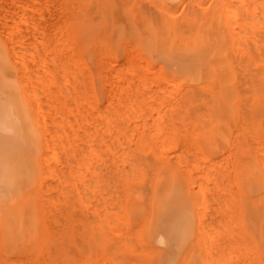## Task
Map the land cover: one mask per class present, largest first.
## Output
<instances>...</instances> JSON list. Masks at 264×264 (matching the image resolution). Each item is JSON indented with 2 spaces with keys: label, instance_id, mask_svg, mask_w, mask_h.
<instances>
[{
  "label": "rangeland",
  "instance_id": "obj_1",
  "mask_svg": "<svg viewBox=\"0 0 264 264\" xmlns=\"http://www.w3.org/2000/svg\"><path fill=\"white\" fill-rule=\"evenodd\" d=\"M87 1L88 0H78V1L75 0V2H76L75 4H77V3L79 4V5L77 4L78 11H80L81 15H82L81 12H83L82 18L84 20L82 22H78L77 25L75 26L74 36H73V38H72L73 40H72L71 37L64 36V35L68 36V33L64 32V28H62L63 27L62 25H61L62 27L60 28V24H61L60 21H63L62 19L64 18L62 15L66 11L68 12L70 10L69 8H70L71 4L69 3L70 5L68 6V3H67L69 1H66V0H61V1H59V0H54V1L53 0H0V14H1L0 15L1 16L0 17V53L4 57V69L5 70L10 69L11 71L16 73L17 75H18V73H20L19 76L22 77L21 79L19 77L20 82H18V84L20 85L19 87H21L20 89L22 90L21 91L22 92L21 98H22V101L24 103V109L26 111L25 122H26V126H27L26 132L28 133V136L26 138H23L21 136L23 133V130L21 128L20 129H11L9 127V123H8V121L11 117L10 113L8 111L0 112V264H41V263L42 264H48L50 261H47V259H48L47 257H49V256H50L49 259L51 260L50 263H52L53 259H55L53 261L54 263L58 259V261L60 263L57 262L56 264H64V263L65 264H178V263L181 264V262H182V264H198V263H200V264H225V263H223V261L225 262V260L227 259L226 257L232 251H234L235 246L238 247V248H235L238 250V252H239V248L241 246V250L243 249L241 252H243V253L245 252L244 254H246V248L247 247H244L245 242H244V244L242 243L243 245H240V243H241L240 241L247 234H248V236H246L247 238L246 237L245 238L247 241L251 242L252 244H250V246H248L247 244L246 245L248 246L249 249H250V247H252V248L254 247V253L255 254L253 253V255L257 256V257L255 258L252 256V252H250V251H252V248H251L250 251L247 250V253L250 252L251 255H250V253H248V256L245 257V260L248 259V261L246 260L248 262V264H264V233H261L258 231V227L256 226L257 224H255V225L252 224L254 222V221H252L253 215L255 213H257L261 209V207H264V171L262 170V168H264V167L261 168V165L263 166L264 163L262 164V162H260V161L255 163L259 158H262V156H263L262 160L264 162V155H263L264 154V148H260V147H264V144L260 145L261 142L259 143V140H258V138L259 139L261 138V140L264 141V124H263L264 118L262 119L264 112L254 114V120H256V121H253L250 124L251 125L250 128L253 129V131L255 132V133H252L254 140L252 137H250L251 134L248 136L249 133H246V135H247L246 138L248 137V139L249 138L252 139L253 141H255V143H253L250 139L248 140L242 136L243 137L242 142L244 141L246 143V144H242V142L239 141V143L242 144V145L240 144L241 149H243L242 151H240V149L237 148L239 146V144L236 141H232V140H234V138L231 135V133H233V136H234L236 133V135L238 136V134H237V132H238V133H240L238 138L239 139L242 138V137H240L242 134L241 128H243L244 126L242 127V125H241V120H240L241 118H240L239 113L229 112V116H233L235 118L234 124H230V127L232 126L231 128L229 127V125H227L226 123L223 124L222 122L220 123V125H214V124L210 125V124L206 123L205 121L204 122L202 121L201 123L197 122L196 124H193L194 123L193 120L197 119V121H199L202 117L204 118L205 116H207L205 113H202L201 117H199L197 115L195 116V114H194L195 112L197 113V111H195V109L196 110L198 108L200 109V107H201V109L202 108L206 109V110L208 109V107L199 106L200 103L197 105V103L200 102V100L203 97H201V98L195 97L196 98L195 99L194 97L184 96L181 94L182 91H178L180 93L176 92L179 96L176 93H175L176 94L175 95V94H173V92H175L176 90L172 91L173 88L171 89V86L169 87V85L165 84L164 80H168L171 76H177L174 83L179 82L181 80V76L183 73L188 74L189 72H191L192 69L190 67H195L196 70H199L200 65L203 62L204 63H207V61L213 62L215 59L214 58L215 57V51L212 48H208L204 44V37H203L204 34L201 32V30L203 28H200L197 26L196 29L194 30L195 33L191 37H181L180 36L178 39L179 35L175 36V37H174V35H172V36L163 35L162 32H159L154 28H150L151 29L150 30L148 27L144 26L143 21H140V20H142L143 15H145L144 16L145 20H147L149 18L146 16V14H150V10L154 11V13H159V11H161L160 9H162V7L165 9H168L166 11H168L169 15L171 14L173 16V19L176 18L175 20H177V17H179L178 18V20H179L180 15H181L180 12L186 11L185 5H187V3H189V0H185V2L177 1V0H158L157 3L160 2V3H158L159 5L157 8L158 12L155 10L157 7L156 5L155 6L152 4L150 5V1H152V0H148V2L146 4L147 7L149 6L148 7L149 9L146 6H145L146 9H145V7L143 6V4L145 5L146 0H142L143 4H141L142 3L141 0H89L88 1L89 6L87 5ZM144 1H145V3H144ZM193 1H195L196 4H199V5H197L198 7L202 6V8H200V7L199 8L203 9V10H201V12H203V11H206L207 9H211L213 6L212 2L216 3L217 0H215V1L214 0H210V1L209 0H207V1L206 0H191L190 2H193ZM151 3L154 4V2H151ZM62 4H63V6H62ZM64 4H66V5H64ZM206 4H207V6H206ZM226 4L221 5V8L223 11L226 10L224 8V6L225 7L227 6ZM183 5H184V7H182ZM66 6H68L69 8L68 7L66 8ZM164 6H166L168 8H166ZM80 7H81V9H80ZM203 7L206 9L204 10ZM103 9H104V12H103ZM137 9H138V11H140L139 13L137 12ZM27 10L28 11L30 10V12H28ZM44 10H46V11H44ZM58 10H60V11H58ZM110 10H111V12H110ZM120 10H122V11L120 12ZM141 11H142V14H141ZM152 11H151V13H152ZM59 12H61V15ZM37 13L39 16L38 18H37ZM110 13H111V15H110ZM154 13H152V14H154ZM22 14H23V17H22ZM139 14L141 15V17L139 16ZM174 14L177 16L175 17ZM53 15H54V17H53ZM41 16H42V18H41ZM64 16H65V14H64ZM136 16H137V18H136ZM59 17H62V18H60V21H59ZM89 17H90V19H89ZM16 18H18V19H16ZM30 18L34 22L33 21L31 22L29 20ZM101 19L103 20L102 23L100 22ZM38 20H40V23ZM15 21H16V23H15ZM23 21H25V22H23ZM18 22L20 24H18ZM52 23H53V25H52ZM18 25H20L19 26L20 28L18 27ZM22 25H24L26 28ZM56 26H59V27H56ZM2 28H3V30H2ZM29 28H30V30H29ZM32 28H33V30H32ZM20 29H22V30H20ZM41 29H43V30H41ZM55 29L59 30L58 32H56V34H54ZM148 31H149V33H148ZM33 32H34V34H33ZM157 32H159L158 34L160 35L159 40H157V38L159 37ZM65 33H67V34H65ZM24 36H26V37H24ZM36 36H38V37H36ZM19 37H21V38H19ZM46 39H48V40H46ZM17 40H20L19 43L17 42ZM32 40H33V42H35V45L32 42ZM36 41H37V43H36ZM157 41H160V42H157ZM161 41H162V43H161ZM167 41L169 42L168 45H167ZM13 42H15L14 47H12V45H11V44H13ZM39 42L41 43L40 46L38 44ZM56 43H58V44H56ZM65 43H66V46L64 45ZM104 43H105V45H104ZM157 43H159V44L157 45ZM48 45H50L52 47V50L49 49L51 47H48ZM52 45H54V47H55L54 49H53ZM57 45H59L58 49H57V47H58ZM157 46H160L159 47L160 49L157 48ZM164 46H166V47L164 48ZM35 47H36L35 50H37L35 52L38 53V55H39V53H42V54L44 53L46 55V57H48V59L43 57L44 54H43V56H42V54L39 55V57L41 56V57L45 58V60L43 59V62H41L42 58L39 61L36 54L34 57V55H32V53L34 54V51L33 52L31 51L32 53L29 51H30V49H33ZM96 47H99V48H96ZM75 48H76V51L73 50ZM12 49H13V51H12ZM27 49L29 51H27ZM204 49H206V50H204ZM49 51H50V53L51 52L52 53L50 54ZM54 51H55V53H54ZM148 51H150V52H148ZM157 51L159 52V54ZM10 52H11V54H10ZM12 53H13V55H12ZM22 55H24L25 57ZM129 55H130V57H129ZM21 56L24 57V61L21 58ZM52 56L54 58H52ZM64 56H66V57H64ZM49 58H51V61ZM13 59L16 61H14ZM26 59L28 61H26ZM29 59H30V61H29ZM70 59H73V61ZM79 59L82 62L79 61ZM52 61H53V63H51ZM16 62H18V63H16ZM77 62H79V63H77ZM48 63L52 64L53 66H50V64H48ZM71 63H73V64H71ZM43 67H45V68H43ZM51 67H52V69H54L53 70L54 72L52 71V73H50ZM156 69L159 72L155 71ZM22 70H23V72H22ZM71 70H74L75 72L74 71L71 72ZM78 71H79V73H78ZM69 72H71V73H69ZM82 72H85V75L87 76L85 79L86 83L84 82V80L82 78L85 76ZM37 73H38V75L36 76ZM47 73H49L50 75H53L55 84L53 83V80L51 81L52 77L50 78V75ZM66 73L70 76L71 79L69 78V76ZM45 74H47L48 77ZM74 74H75V76H74ZM59 75H60V77H59ZM61 75L63 76V78H61ZM30 77L32 80L30 79ZM34 77H36V78L38 77L39 80L37 81L36 78H34ZM55 77L57 78V81L59 79L58 83H56ZM75 77L78 78V80L75 79ZM43 78H44V80H43ZM108 78H110V79H108ZM140 78H143L144 80L143 79L140 80ZM163 78H164V80H163ZM46 79L50 80V84H49V81H47ZM62 79H63V81H61ZM66 79L67 80L69 79L68 82ZM72 79H75V81ZM105 79H106V81H105ZM71 80H72L73 84H71ZM90 80L92 82L91 85H93V86L90 85V83H91ZM128 81H130L131 83ZM145 82L147 85L144 84ZM74 83H76V84H74ZM61 84L64 87L61 86L62 88L59 90V86ZM65 85H67V86L69 85L68 87L70 88L69 89L70 91L69 90L66 91L67 89H65V87H66ZM80 85H81V87H80ZM150 85H152V86L150 87ZM161 85H164L163 86L164 89L166 87L165 85H167V88H166L167 89L166 90L167 95H166V92H164L163 88H162L163 90L160 89ZM55 86H57V87L55 88ZM73 86H74V88H73ZM138 86L140 87V90H137L139 88ZM53 87H54V89H53ZM83 88H85V89H83ZM141 88H143V89H141ZM144 88H145V90H144ZM47 90H49L50 92ZM92 90H93V92H92ZM46 91H47V93H46ZM137 91H139V92H137ZM48 92H49V94H48ZM24 93L28 94L29 97L27 95H25ZM87 93H89V94H87ZM151 93H153V94H151ZM204 93L210 94L209 91L206 89H204ZM47 94H48V97H47ZM138 94H139V96H137ZM32 95H33V97H32ZM145 95L147 96L146 101L144 99L146 97ZM75 96H78V99ZM140 96H141V98L139 99ZM64 97H66V99ZM162 97H164V98H162ZM182 97L184 98V101H183ZM187 97L189 99V103L187 102V104H192V105L188 106L189 108H187L190 111L192 117H190V113L188 110H186L188 112H184L185 110L183 111V109H186L187 104L184 102L188 101ZM170 98L172 100H170ZM179 98H181V99H179ZM41 99H42V101H41ZM51 99H54V101ZM148 99H150L152 101H147ZM165 99H166V101H163ZM176 99H178L179 102ZM210 99L211 100H217V97H210ZM55 100H56V102H55ZM59 100L62 102V104L60 103ZM161 100L163 101L162 102L163 107H164V105H166L167 108L169 107V101H170V106H171V104H173V103H171V101L175 102L174 104H176L178 102L180 105L183 102V104L185 106L182 104L183 106H181V107L183 109L181 111H180V109H176L175 111L177 112V114L176 113L175 114L178 116L180 115V117H181L180 119L182 121H184L185 119L187 120L189 118V121L188 120L187 121L189 123H191V124L188 123L189 125L187 124V121H186V124H185V122L181 123L180 120L178 119V116L172 114V116H174V119H175V117H177L176 120L179 121L181 125H179V122H177L176 120H175L176 122L174 121L175 123H173L172 120H174V119L172 117L171 126H174V131H173L172 127H169L170 129H172L171 132H173V133H171L172 135L170 134L171 137H170L169 145L172 144L173 148H175V149L171 148V150L170 149L168 150L167 149L168 147L166 146L168 144L166 142H168L169 137H168L167 141L166 142L163 141L164 144H162L163 143L162 140H166L165 139L166 137H164V133L165 134L167 133L166 130L168 128L166 130H163L164 128L162 129L161 127L155 125V124H158V122H156L157 118H154V117H155V115L157 116L158 110L160 109V107H162L161 106L162 104H158V103H161ZM167 100H168V102H167ZM174 100H176V101H174ZM191 100H192V102L190 103ZM73 101H75L77 104L73 103ZM70 102H71V104H70ZM149 102H151V103H149ZM63 103H65L66 106ZM90 103L93 105L90 106ZM193 103H196L197 106L195 105V107H194ZM86 105L88 106L87 108H86ZM176 105L174 106L175 108H176ZM180 105H179V108H181ZM79 106L83 109H81ZM105 106L107 108H105ZM37 107H40L39 110ZM109 107H112V109ZM125 107H126V109H125ZM157 107H158V109H157ZM190 107H191V110L193 112L190 110ZM89 108H92V109H89ZM145 108H146V111L143 110ZM171 108L174 109L173 106H171ZM48 109H50V110H48ZM77 109L80 111L76 112V111H78ZM106 109H107V111H106ZM147 109H148V112H147ZM58 110L60 112L59 114H58ZM90 110H91V113L89 112ZM149 110H151V111L153 110V112H150ZM168 110H169L168 113H171L170 107L168 108ZM206 110H204V111H206ZM40 111H42V112H40ZM51 111H52V113H51ZM132 111H133V113H132ZM139 111H140V113H139ZM199 111H203V110H199ZM53 112H54V116H53ZM64 112L66 114L68 113L70 115H68V116L66 114L64 115ZM104 112L106 113V115ZM114 112L115 113L118 112V113H116L118 115H116V114L114 115ZM149 112L152 115H150ZM179 112H180V114H179ZM181 112H184L186 115H182ZM85 113H87V114H85ZM130 113H132V114H130ZM172 113H173V111H172ZM34 114H35V116H34ZM79 114L81 115V117H79L80 116ZM119 114H120V116H119ZM121 114H123V115H121ZM124 114H125V116H124ZM126 114H127V116H126ZM40 115H45V119H43L44 116H40ZM110 115H112V116H110ZM181 115L185 116V117H182ZM47 116H48V118H47ZM130 116H132V118ZM35 117L37 119V122L35 120ZM39 117H41V118H39ZM68 117L71 120L68 121V119H67ZM71 117H73L74 119ZM107 117H109V118H107ZM112 117L115 119L113 121L112 120L109 121V119H111ZM119 117H120V119H118ZM126 117H128V118L126 119ZM195 117H197V118H195ZM79 118H80V122H79ZM192 118H193V120L190 122V119H192ZM53 119H54V121H53ZM124 119L127 121V123L125 122ZM144 119L147 122V124H145ZM75 120L77 122H75ZM258 120L260 122H262V125H261V123H259ZM63 121L65 123H60ZM66 121L71 123L70 128H69L70 130H71V127H73L74 129L76 128V130H73V129L72 130L77 132L78 134L73 133V134H77V135H73V134L72 135H73V138H75L77 136L78 140H80L79 136L82 138L83 131H85V129L81 128L82 133L80 134V132H79L80 130L77 129V128H79V125L81 127L83 122H86V123H83V126L86 127V129L89 128L88 129L89 134H90V131L92 130L91 134H90L91 137H89L90 135L86 136L89 138V141L92 140L91 141L92 143H89V141L87 139L88 145H86V141H84V140L83 141L85 142L86 146L90 147L91 151H92L93 147H94L95 151L98 150L96 147L101 145L99 147L102 149L98 150V152H101V153H98L97 151L96 152L92 151L93 155H95L96 157L98 154L101 155V156H99L100 158L103 157V159L99 158L97 160V161H99V164H98V165H100L99 167L102 168L100 172H102L103 169L105 171V168H107V166L109 165V160L106 159L107 160V166L105 165L106 167L104 168V164H106L105 163L106 160L104 159V156L108 155V153L112 149L111 144L115 147L114 144L117 141L113 142L112 140H113V138L115 139V137H116V136H114L116 131H119L120 129H118L114 125H117V124L120 125L121 121H124V126L126 124H127V126H129V127L125 126L126 128H128V130L125 131L124 133H126L125 135H128V136H126L128 139L130 138V141H129L130 143L136 142L138 140V138H140V137H138V138L136 137V136H138V134H137L138 132H136V133L133 132L134 134H133V136H131L132 131H134V130H132L133 126H134V128H136V124L139 126L138 129H136V131H138V130L142 131L143 130V133L142 134L140 133V135H143V137H142L143 139H147L148 135H150V136H148V139H149V137L151 138V136H153L151 139L152 141L147 140L146 141L147 143L146 142L144 143V145L145 144L146 145L143 146L142 148H145V149L147 148L144 151L149 153L150 155H154L156 164L157 165L161 164L162 166L161 165L160 166L164 167L167 171L166 172L156 171V174H155V172H152V173H154V175L152 173H150V175L152 174L153 176H151L152 178L149 176L150 177L149 178L150 183L148 184L149 186L148 185L145 186L146 182L148 183L147 177L149 175V174H145L146 172L145 173H138L137 177L134 174L135 177H133L132 178L133 180H132L131 178L128 179L129 177L128 178L126 177L129 174H126V175L123 174L122 176H119L120 173H118L119 175L116 173L119 176V177H117V176H115V172H113L111 174L113 176H111L106 169V171L105 172L103 171L104 173H102V174L98 170V177H96L97 174H95L96 173L95 169H93L92 167L97 164V161H95V159L93 160V158H91L92 156H87L86 158L84 157V161H86L88 157H90V158H88L87 161L92 162L91 160H93L92 167H91V163L88 162V164H90L89 165L90 168L86 167L88 164L82 160L83 157L82 158H79V156H77V157L74 156V158L70 157V155L73 153L68 152L69 151L68 148H69L70 142H71L70 140L68 142V138L71 135V132H73V131L72 130L69 131L68 126H66V124L69 125V123H66ZM109 122H110V124H109ZM47 123L49 124V126ZM52 123L54 125V126H52L53 128L50 126ZM58 123H59V125H61V124L63 126L65 125L68 130L62 129V125H61V128H59V125H57ZM113 123H114V125H113ZM115 123H117V124H115ZM128 123H129V125H128ZM239 123H240L241 128H239ZM257 123H258V125H257ZM72 124H73V126H72ZM85 124H86V126H85ZM122 124H123V122H122ZM150 124L152 125V128H151ZM192 124L195 127L194 129H193ZM90 125H91V127H89ZM109 125H111V126H109ZM186 125H187V127H185V129H184V126H186ZM225 125H226V127L227 126L228 127L226 128ZM247 125H249V124H246V126ZM112 126H113V128H112ZM148 126H150V128H148ZM155 126H156V128L159 127L158 130L161 129V130H159V131H161L159 133L163 134V135L154 133L155 130H157L155 128ZM189 126H192L191 131L193 130V133H190L191 131L189 129ZM237 126L241 130V132L238 131V129L235 130V127L237 128ZM42 127H43V129H42ZM114 127H115V129H114ZM140 127L142 128V130ZM146 128H148L147 131L149 130L151 132H149V131L147 132ZM153 128L155 130L152 133ZM180 128H183L184 132H189V133L188 134L185 133V135H186L185 136L183 134L184 132L181 133L180 130H182V129H180ZM186 128H187V130H186ZM58 129H60V131ZM112 129L113 130L117 129V130L113 131ZM188 129H189V131H188ZM255 129L257 131H255ZM61 130H63L64 132L62 133ZM233 130H235V131L232 132ZM247 130H249V128ZM247 130H245V131H247ZM163 131H166V132H163ZM259 131L261 133H259ZM67 132L68 133L70 132L69 136L67 135ZM86 132L87 131H85L84 133H86ZM61 133H62V136L66 133L67 142L69 143L68 146L64 145V147H61V145L63 146V144H60V143H62L63 141L66 142V139L64 140L63 138H61V135H60ZM88 133L83 134V135L85 136ZM94 133L96 134V136ZM108 133L110 136H108ZM117 133H119V132H117ZM169 133H170V131H169ZM180 133L183 134L186 138L183 135H181ZM57 134H58L59 138H57L58 136L56 137ZM179 134H180V136H179ZM189 134H191V135L193 134V137L191 139L194 142L191 139H189L190 142L192 141V143H190V142L188 143V140L187 141L185 140V139H188L187 137H189ZM211 134H213V136ZM92 135H94V136L92 137ZM117 135L119 137L122 134H120V135L117 134ZM236 135H235V138L237 137ZM254 135L257 137H255ZM84 136H83V138H84ZM168 136H169V134H168ZM174 136H176L175 137L176 139L174 138ZM214 136H215L216 140H218V141H215ZM63 137H65V136H63ZM86 137L84 139H86ZM132 137H133V140H132ZM73 138H71V140ZM136 138H137V140H136ZM182 138H185V139H182ZM209 138H211V139L213 138L212 142H211V139H209ZM244 138H245V140H244ZM153 139L154 140L156 139L157 143ZM56 140L60 141V143L57 142ZM107 140L112 141L114 144L110 143ZM119 140L121 141V138H119ZM159 140H161V141H159ZM231 141L235 142V144L231 143ZM72 142H74V141H72ZM79 142L77 141V143H76V141H75L76 144L74 143L75 145H71V147L73 146L72 148L75 150V146H76L75 152L78 153V151H79L80 157H81V155L83 153H85L84 152L85 149L84 150H82V149L86 148V146L84 145V147L81 149L80 146L83 145L84 143L80 144ZM96 142H97V144H96ZM108 142H109L110 146L107 147L106 145H108ZM248 142L250 144L253 143L251 145H254V146H250V144H248ZM66 143H64V144H66ZM78 143H79V145H78ZM81 143H82V141H81ZM153 143L157 144L156 145L157 149H155V147H156L155 145H152ZM219 143H221V144H219ZM236 143H237V145H236ZM262 143H264V142H262ZM89 144H94V145H89ZM193 144L195 145V148H197V152L200 153V154L195 153L197 155V157L199 155L198 159L194 157L195 154H194V150H193ZM203 145H205V146H203ZM228 145H230L229 147L232 148V154L234 153L233 149L234 148L237 149V150H235L236 151L235 154L238 155L237 157H235L234 154L233 155L231 154V151H230L231 149L229 150ZM233 145H234V148H233ZM259 145H260V147H259ZM134 146L135 145L133 144L132 147H134ZM225 146H226V148H225ZM66 147L68 149L67 151L63 149V148L66 149ZM71 147H70V149H71ZM89 147L86 149L87 155L89 152L92 154V152L88 150ZM106 147L107 148L110 147L111 149L109 148L110 150L108 149L109 150L108 151V150H106L107 149ZM165 147H166V149H165ZM254 147H255V149H254ZM258 147L261 151L263 149L262 154L260 153L261 151L258 149ZM208 148H210V149L208 150ZM256 148L258 149V151L256 150ZM103 149H105V153H106L105 155H102L104 153V152H102ZM154 149H155V151H154ZM56 150L58 152L59 151L65 152L61 155L62 159L65 158L64 154L66 155V157L69 156L72 159V160H70V158L68 157L69 163H67L66 166L64 164H62V160H60L59 163L62 164V168H60L61 164L58 163V160L60 157L58 158L56 156V154H54L56 152ZM254 150H256L257 153ZM156 151H158V154L160 153L159 155H161V156L163 155V157L162 158L159 157L158 154L156 153ZM199 151H202V152H199ZM228 151H230V152H228ZM45 152H46V154H45ZM50 152L52 155L50 154ZM72 152H74V151H72ZM175 153H177V154H175ZM227 153H229L231 155V157L236 158L235 163L232 162V161H234V159L232 160V158L228 157L230 155H227ZM156 154H157L158 158H157V156H155ZM173 154L176 155L177 157L179 156L180 159L178 157V160H177V157L176 156L173 157ZM255 154H257V155L261 154L262 156L259 155L260 156L259 157ZM251 155H252V157H251ZM85 156H86V154H85ZM202 156L205 159L206 158L207 159L204 160V158ZM222 156H224V157L227 156L226 157L227 159L222 157ZM165 157L167 159L170 158L169 160L172 164L171 166H170L169 160H167V161L164 160ZM172 157H173V159H172ZM214 157L215 158L218 157L217 158L218 160L217 159L214 160ZM256 157L257 158L259 157V158L256 159ZM75 158H77V160L79 158V160L77 161V160H75ZM223 158H224V160H223ZM247 158H249V160ZM65 159H67V158H65ZM65 159H63V161ZM199 159H202V160H199ZM220 159H221V161H220ZM73 160H75V161H73ZM81 160L83 161V163H85V165L82 167V169H81V167L78 166L79 163L82 162ZM188 160H190V161H188ZM212 160L215 163L212 162ZM70 161H73L74 163H78V165L76 164V165H74L75 167H73L72 166L73 162L70 163ZM173 161H175V162H173ZM242 161H244V162H242ZM67 162H68V159H67ZM160 162H162V163H160ZM181 162L183 163V165ZM57 163H58V167H57ZM83 163H81V164H83ZM158 163H160V164H158ZM253 163H254V165H253ZM260 163H261V165H260ZM65 164H66V162H65ZM228 164H230V165H228ZM232 164L235 165L234 166L235 167L234 172L236 174H235L234 180H233L234 174H231L232 172L231 173L229 172L230 174L228 172H226L228 170L229 171L232 170L230 168V166ZM68 165H71V166L67 167ZM101 165H103V166L101 167ZM56 167L58 168V170L56 169ZM63 167H65V168L67 167L68 171L72 170L70 172L72 175H73L72 172L77 168L75 170V171L78 170L76 173H79L78 176L82 177V181H81V178L80 179L77 178V181L79 182V184L81 183L83 187L85 186V185H83V183L88 185V186L90 185V188H91L90 190H92V192H90V190L88 189L87 190L88 194H87V193H85L86 192V190H85L86 186L84 187V190H81L83 187L81 188V186L78 185V183H77L78 187H80L79 192L81 194H83L81 196H83L82 198H84V200L86 201L85 202L82 200L83 203H81L82 201L79 198L81 201L80 204H82V206L85 205L84 208L82 207V209L78 205L79 199L78 200L76 199V197H77L76 195L74 197L75 191L78 192L79 188L77 187L76 184H74V182H72L73 180L76 181V177H78V176L76 174H74L75 176L73 175V178L71 177L72 178L71 180L70 179H67V180L62 179L63 178L62 176L65 177L66 174H67L66 177L68 178V174H69L67 169L65 170ZM78 167L80 169H78ZM84 167L87 170H83ZM217 167H218V170H217ZM50 168H52V170H50ZM46 169H47V171H46ZM250 169H253V170H250ZM255 169H257L256 172H258V174L255 172ZM62 170H65V171H62ZM81 170H83L84 173ZM66 171H67V173H66ZM79 171L83 174L80 175ZM10 172H12V174H10ZM46 172L47 173L49 172L50 176L47 175ZM63 172H65L66 174H64V175L62 174L60 177V173H63ZM92 172L94 173L93 178H92V174H93ZM250 172H252V173H250ZM168 173H170V174H168ZM217 173H219V175ZM254 173L257 174V175L255 174V176H256L255 180L256 181H254V176H253ZM82 175H84V176H82ZM90 175H91V177H89ZM105 175H107V176H105ZM139 175L141 176V178ZM143 175H145V176H143ZM47 176L50 177V179L48 178L49 180L46 178ZM123 176L125 177V179L126 178L128 179L127 181L124 179L126 181V183H125V181L123 183L121 182L122 188L125 190L124 191L125 195H123L121 192L122 195H120V196L121 197L124 196V201L122 200L123 198H120V196H118L119 192H117V189H118L117 187L119 186V184H116L118 181L120 182L121 179L123 181V178H124ZM160 176H162V177H160ZM114 177L115 178L117 177L120 180L116 178L118 180L117 181V180H115ZM198 177H199V179H198ZM59 178L61 179V181L59 180ZM87 178H88V180H86ZM95 178H97L98 180L97 179L94 180ZM134 178H135V180H134ZM201 178L205 179V181H206V183L204 182L205 185L203 183L204 180H202ZM251 178H252V180H251ZM112 179L115 181V182L113 181L112 183H115L117 185V187L112 185V183H111ZM186 179H188V180H186ZM189 179H191V181H193L192 184H191ZM51 180H53V182ZM57 180L60 181V185H58L60 187V189L56 188L57 185L55 186V188L53 186L50 188L49 184L50 185L59 184V181L57 182ZM62 180H64L65 182ZM83 180H86V181L84 182ZM90 180H94V181H92L93 184H95V181H96V184L93 185V187L91 186V182H90V184H88ZM230 180L233 181L235 184L233 182H231ZM151 182H152V184H151ZM153 182H154V184H153ZM213 182H214V184H213ZM238 182H239V184H238ZM249 182H250V184H249ZM255 182H257V183H255ZM47 183H49V184H47ZM97 183H99V184L97 185ZM106 183L114 191L111 190L110 187L108 190V186L106 187ZM131 183H132V185H131ZM63 184L65 186H63ZM140 184H141V186H143L144 189L140 186ZM150 184H151L152 190H149L146 194L149 193L151 196L148 195L150 198L148 196H147L148 197L147 198L145 192L147 191V187H149V189H150ZM196 185H198V187ZM238 185H239V188H238ZM66 186H67V188H69L68 186H70L71 188H69V190L66 189L67 190L66 191L65 190ZM88 186H87V188H88ZM94 186H96L97 188L100 187V188H98L99 190L96 189V187H94ZM46 187L50 191H47ZM119 187H120V189H118V191H121V186H119ZM192 187H193V189H192ZM43 188H45V189L43 190ZM61 188L64 189V192L61 191L62 190ZM75 188L78 190H74ZM94 189H96V190H94ZM101 189H103L104 191ZM137 189H138V191H137ZM196 189H198V190H196ZM110 190L112 191V193L117 195L116 198H118V197L120 198L119 201H118L119 198L114 199L115 197H114V195H112ZM182 190H184V191H182ZM204 190H206V191H204ZM234 190L235 191L240 190L239 195L241 196L242 199L239 197L237 192H235V193L233 192ZM45 191L48 192L49 194H46ZM96 191H98V192H96ZM101 191L103 193H101ZM194 191H196V195H195ZM66 192H68V193L66 194ZM106 192L108 194V197L110 196V194L113 196V197L112 196L109 197L110 199H112V201L113 200H117L118 202L123 201L124 209H125L124 210V217H122L123 215L120 214V212L123 211V209L121 211H119L120 208L123 207V205H121L123 203L121 202V204H119L116 201L112 202V201L108 200L109 203L110 202L114 203V205H112V207L114 209L109 208V207H111V205H109L107 199H105V197H106L105 193ZM159 192H161V193H159ZM162 192H163V194H162ZM231 192H233L235 197H237V198L232 199V197H234V196H233V194H231ZM253 192L256 194H254ZM59 193L63 197H65L66 195H67L66 197L72 196L69 199H67L66 197H65L66 199L63 198L64 199L63 202H66L65 206L68 208V205H69V207H71L72 211H74L73 213H76V215L75 214L73 215V213L70 211L71 210L70 208H68V210L70 211V214L65 215L66 213H69L68 210H67L68 212L65 213V211H66L65 207H63L65 209V211H63V214L65 213L64 214L65 217H64V215L61 214L62 209L59 210L61 206H58V205H62V203H61L62 202L61 201L62 196H60ZM89 193H90V195H89ZM201 193L203 195H201ZM222 193H224V194H222ZM227 193L232 195V196L228 195ZM57 194H59V200L61 197L60 201H58V199H57V197H58ZM204 194H205V196H204ZM212 194L215 197L212 196ZM41 195H43V196H41ZM198 195H200V197ZM223 195L224 196L226 195L225 199H223L224 198ZM182 196H183V198H181ZM197 196L199 197L198 199H196ZM51 197H56L58 204H57L56 200L54 201V198L52 199ZM94 197H96V199ZM128 197H130V199ZM164 197L165 198L167 197V198L165 199ZM230 197L232 200L230 199ZM161 198H162V200H161ZM174 198H176V199H174ZM215 198H217V199L214 200ZM243 198H244V200H243ZM196 200H197V202H196ZM208 200H209V202H211V200H213V202H215V203L211 202L210 206H208L209 205V204L207 205ZM221 200H223V201L220 203ZM235 200L237 203H239L236 206V209L240 208L239 212H238V210L235 209V205H236ZM71 202H72V204H71ZM87 202H89V206H88ZM145 203L147 205L146 209L148 208V210H149L148 212L150 214L149 213L146 214L147 210L144 208L146 206ZM225 203L227 204L228 207L229 206L231 207L232 203H234V204H233L232 208H226L227 206ZM259 203H260V205H259ZM149 205H150V208H149ZM165 205H167V207ZM215 205H216V207H215ZM220 205H221V207L222 206L223 207L221 208ZM240 205H242V206H240ZM50 206H51V208H50ZM197 206H199V207H197ZM224 206H226V207H224ZM99 207L101 208L102 211L99 210ZM115 207L119 208V210H117V209L115 210ZM189 207H191V208H189ZM196 207H197V209H201L202 212L203 211L206 212V214L203 212L204 214H203L202 218H204V217H206V218H204V219L201 218L202 222L204 220L203 223L201 222L202 224L201 223L198 224L200 222V220L198 219V217H199L198 213L200 214L202 212H201V210L197 211ZM180 208H181V210H180ZM187 208H188L189 213H187ZM51 209L54 211L52 212ZM57 209H58V211H57ZM84 209H86V210H84ZM137 209H138V211H137ZM227 209H228V211H227ZM229 209H232V212ZM233 209L236 210V213H234L235 211ZM55 210H56V212H55ZM79 210H80V212H79ZM211 210H212V212H211ZM43 211H44V213H43ZM45 211L50 216H48L45 213ZM59 211L61 213H59L60 216L59 217L57 216V218H58L57 219L56 213H58ZM76 211H78V212H76ZM84 211H87L90 213V215H87V216H89V217L93 216V218L95 217L93 219V221L91 220L92 219L91 217L87 218V216H86L87 212L85 213ZM125 211H126V214H125ZM139 211H140V213H139ZM213 211H214V213H213ZM169 212H171V213H169ZM93 213L95 215L96 214L97 215L95 216ZM142 213H143V215H142ZM230 213L233 216L236 214V217H237V215H239L238 216L239 219L231 222L230 219H231L232 215ZM117 214H118V216H117ZM122 214H123V212H122ZM130 214H133V215H130ZM144 214L147 215V217H146L147 219L145 218ZM166 214H167V216H166ZM210 214H212V215H210ZM46 215L48 216L47 217L48 219L46 218ZM61 215H62V218L64 217L66 219V220H64L65 225L67 223V225H66L67 229L65 228L66 233H65V231H63L64 228H62V230H61L58 227V229H59V232L62 231L63 234L65 233V234H67V236H65V234L64 235L62 234L61 235L62 237H58L57 235H56L57 237H55V227L58 226L57 225L58 223L60 224V222L62 220V218H60ZM163 215H165V216L163 217ZM245 215H247L248 217H246ZM262 215L264 216V213ZM79 216H81V219H79L80 218ZM51 217H52V220H51ZM82 217H83V219H82ZM101 217L103 219H101ZM117 217H121V218H118L119 221H117L118 219L117 220L115 219L116 220L115 222H117L115 225L114 218H117ZM55 218L58 221H55L56 220ZM106 218H107V220H106ZM124 218L126 219L125 221L123 220ZM176 218H177L178 222L175 220ZM233 218H235V216ZM46 219L48 222L46 221ZM211 219H213V220H211ZM261 219H259V221L263 222L264 219L263 220H261ZM85 220H88V221H85ZM105 220H106L105 223H107V224L104 223ZM120 220H123L125 224L123 223V221L121 222ZM143 220H145V221L142 222ZM210 220L212 221L213 224H211ZM100 221H101V224H100ZM170 221L172 224L170 223ZM236 221L240 222V224H241L240 228L241 227L243 228V229L241 228L243 231L242 233L240 232L241 229L239 228V222H236ZM62 222H61V226H62ZM68 222L70 225L68 224ZM88 222H90L89 225H88ZM233 222H234V224H233ZM245 222L246 223L248 222L249 224L247 225ZM91 223H93L94 225ZM118 223L120 226H118ZM256 223L259 224L258 219H257ZM50 224H52V225H50ZM85 224H87V225H85ZM122 224H124V226L127 224L126 225L127 228L126 227L123 228L124 226H122ZM175 224H176V226H175ZM72 225H74L73 229H71ZM198 225H200V226L202 225L203 227L201 226L202 228L199 229L200 226H198ZM204 225L206 226V228H204L205 227ZM210 226H211V228H210ZM62 227H64V226H62ZM68 227H69V230H71V231H68ZM78 227L83 232L82 231L80 232V230H78ZM100 227L103 228L104 233H102V231L100 230ZM120 227L123 228V229H121L122 234L120 233V231H118V230H120ZM207 227H208V230H207ZM109 228H110V230L113 229V231H111V232H114V234L111 233L109 230H107ZM249 228H251V229H249ZM49 229H51L50 230L51 233L49 232ZM127 229H129L132 232H129V230L127 231ZM211 229H213V230H211ZM52 230H53V232H52ZM86 230L88 231V233H86L87 232ZM136 230L138 232H136ZM152 230H153V232H152ZM199 230L201 233H203L204 231H206V232L208 231V233L204 232L203 234H200L197 232ZM170 231H173V232L170 233ZM175 231H176V233H174ZM234 231L237 234H235ZM116 232H118L122 236H125V239H124V237L122 238L121 235H120V237H118L119 234H117ZM254 232L257 233L256 237H255ZM43 233H44V235H43ZM69 233H70V235H69ZM128 233H131V235H128ZM135 233L138 235L140 242H139V240H137V238H136L137 235ZM149 233L152 236H150ZM190 233L192 235H190ZM243 233H245V234H243ZM53 234H54V236H53ZM90 234H92L93 237H91L92 235H90ZM109 234H110V236H109ZM240 234H241V237H243V235H244V237L241 238ZM74 235L75 236L77 235V236L75 237ZM84 235H88V236L85 237ZM95 235L97 238L95 237ZM133 235H134V237H133ZM176 235H178V236H176ZM198 235L200 237H198ZM203 235H206L207 237L209 236L208 237L209 239ZM232 235L240 237L239 238L240 240L236 237V240L238 239V241H239L238 243H236V240H235V244H234V240H233L234 237H232ZM59 236H60V234H59ZM63 236H64V238H63ZM179 236H181V237H179ZM111 237H112V239H111ZM211 237H213V238H211ZM128 238L130 241H128ZM248 238L250 240L251 239L252 240L250 241ZM57 239H58L59 243L57 242ZM75 239L77 241L82 240L81 242L83 243L84 247L86 248L84 251H83L84 248L82 247L83 245L81 244V242H80V245H82L81 246L82 248L78 244L79 242H77ZM163 239L164 240L166 239V240L164 241ZM61 240H63L64 242ZM124 240H125V242H124ZM246 240L244 239L242 241H246ZM72 241H74V242H72ZM133 241L134 242L136 241V242L134 243ZM210 241H212V242L214 241V242L212 243ZM54 242H56V244L58 243L57 244L58 248H55L56 244ZM204 242L207 244V246L204 244ZM46 243H48L49 245ZM61 243H63V245ZM70 243H72V244H70ZM86 243H90V244H86ZM122 243L124 245H122ZM131 243H134L133 246L131 245ZM141 243L143 244L144 247H142ZM177 243H178V245H177ZM139 245H141L142 248ZM176 245H177V247H176ZM209 245H211V246H209ZM49 246H50V248H49ZM52 246H54L53 249L55 248L53 250L54 252H52L53 254H51ZM135 246H137V247H135ZM139 247L141 248V250L143 249V252L138 253V251L140 250ZM150 247L152 249L154 248V250L148 249V251L147 250L144 251V249L150 248ZM76 248L77 249L79 248V249L77 250ZM123 248H125V250ZM188 248H189L190 252H189V250H187ZM49 249H50V251H49ZM58 249L61 252V256H60V253L58 252L59 251ZM61 249H62V251H61ZM70 249H72V250H70ZM81 249H82V251H81ZM229 249L231 250L230 252L228 251ZM151 251L153 253H151ZM185 251H186V254L184 255L183 253H185ZM206 251L207 252L211 251V253L214 252L213 254H211V258L209 256L210 253L208 254ZM124 252H126V253H124ZM140 253H142V254H140ZM188 253H190V254H188ZM243 253H240V255L236 256L237 258L232 259V261L230 263L235 264L234 262H236L237 264H240V261H242L241 259L243 258ZM51 255L54 257L52 258ZM58 255H59V257H58ZM217 255L219 257H221L223 259V261H222V259L218 258V260L220 261V262H218L216 260ZM239 256L240 257L242 256L241 259ZM30 257H31V259H30ZM60 257H61V259H60ZM202 257H204L207 260H205ZM212 257H214L216 259L214 260V258H213V260H212ZM209 259L211 260V262ZM245 260H243V262H241V264L245 263L246 262ZM253 260H254V262H253ZM63 261H64V263H63ZM205 261H206V263H205Z\"/></svg>",
  "mask_w": 264,
  "mask_h": 264
},
{
  "label": "bare ground",
  "instance_id": "obj_2",
  "mask_svg": "<svg viewBox=\"0 0 264 264\" xmlns=\"http://www.w3.org/2000/svg\"><path fill=\"white\" fill-rule=\"evenodd\" d=\"M54 1V0H53ZM59 1H61V0H59ZM66 1H69V2H67L68 3V6L70 5V8L68 7V6H66V8L68 7L69 9V11L67 12H65L64 14H65V16H64V14L62 15L64 18L62 19L63 21H60V18H62V17H59V21H60V28L62 27V28H64V32H67L68 33V36L67 35H64V36H66V37H71V39L73 38V36H74V29H75V26L77 25V23L78 22H82L84 19L82 18L83 16V12H81L82 13V15L80 14V11H78V7H77V4H75L76 2H75V0H66ZM78 1V0H77ZM89 1V0H88ZM88 1H87V5H88ZM157 1L158 0H152V1H150V5L152 4V5H156L157 7H156V11L158 12V3H160V2H158L157 3ZM177 1H183V2H185V0H177ZM191 0H189V3H187V5H185V7H186V11L184 12H180L181 13V15H180V19L178 20V18L179 17H177V20H175V19H173V16L170 14L169 15V13H168V11H166V10H168V9H165V8H163L162 7V9H160L161 11H159V13H154V11H152V10H150V14H146V16L147 17H149L147 20H145V18H144V16L145 15H143L142 16V20H140V21H143V24H144V26H146V27H148L149 29L150 28H154V29H156L157 31H159V32H162L163 33V35H168V36H172V35H174V37L175 36H178V39H179V37L181 36V37H191L195 32H194V30L196 29V27L198 26V27H200V28H203L202 30H201V32L204 34L203 35V37H204V44L208 47V48H212L214 51H215V59H214V61L213 62H209V61H207V63H202L201 65H200V69L199 70H196L195 69V67H190L192 70H191V72H189L188 74H185V73H183L182 74V76H181V80L179 81V82H176V83H174V81L176 80V78H177V76H171L168 80H164V78H163V80L165 81V84H167V85H169V87L171 86V89L173 88V90L172 91H175V92H173V94H175L176 92H178V91H182V95H184V96H190V97H203L201 100H200V102H196L197 103V105L199 104V106H205V107H208V109L206 110V109H201V107H200V109L198 108L197 110L195 109V111H197V113L195 112L194 114H195V116L197 115V116H199V117H201V115H202V113H205L207 116H205L204 118L202 117L199 121H197V119H195V118H197V117H195L194 119L195 120H193V118L192 119H190V122L193 120V124H196L197 122H199V123H201L202 121L204 122H206V123H208V124H214V125H220V123L222 122L223 124H227V125H229V127H230V124H234V117L233 116H229V112H232V113H234V112H237V113H239L240 114V120H241V125H242V127L243 128H241V126H240V123H239V128H241V130H242V134H241V136L240 137H245L246 138V133H249L248 134V136L250 135V137H252L253 138V140H254V137L252 136L253 134L252 133H255L254 131H253V129H251L250 128V124H251V122H253V121H256V120H254V114H258V113H260V112H264V0H217L216 1V3L214 4L213 2H212V4H213V6H212V8L211 9H207L206 11H203V12H201V10H203V9H200V8H202V6L199 8L197 5H199V4H196V2L195 1H193V2H190ZM207 1V0H206ZM210 1V0H209ZM215 1V0H214ZM124 2V1H123ZM126 2V1H125ZM141 4H143V1L141 0ZM147 2H148V0H146V3H145V1H144V3H145V5L143 4V6L145 7H147ZM151 2H154V4L153 3H151ZM225 2V3H224ZM228 2V3H227ZM6 3V2H5ZM32 3V2H31ZM47 3V2H46ZM70 3V4H69ZM107 3V2H106ZM105 3V4H106ZM122 3V2H121ZM128 3V2H127ZM162 3V2H161ZM227 3V4H226ZM53 4V3H52ZM55 4V3H54ZM94 4V3H93ZM104 4V5H105ZM211 4V5H212ZM224 4H226L227 6L225 7L224 6V8L226 9L225 11H223L222 10V8H221V5H224ZM229 4V5H228ZM57 5V4H56ZM64 5H66V4H64ZM79 5V4H78ZM209 5V4H208ZM8 6V5H7ZM62 6H63V4H62ZM72 6V7H71ZM89 6V5H88ZM87 6V7H88ZM140 6V5H139ZM198 8H197V7ZM206 6H207V4H206ZM9 7V6H8ZM57 7V6H56ZM143 7V8H144ZM146 7H145V9H146ZM149 7V6H148ZM147 7V8H148ZM164 7H166V6H164ZM179 7V6H178ZM182 7H184V5L182 6ZM205 7V6H204ZM203 7V8H204ZM209 7V6H208ZM207 7V8H208ZM211 7V6H210ZM16 8V7H15ZM18 8V7H17ZM26 8V7H25ZM50 8V7H49ZM91 8V7H90ZM103 8V7H102ZM109 8V7H108ZM124 8V7H123ZM142 8V9H143ZM166 8H168V7H166ZM38 9V8H37ZM65 9V8H64ZM80 9H81V7H80ZM139 9V8H138ZM138 9H137V12L139 13L140 11H138ZM149 9V8H148ZM177 9V8H176ZM182 9V8H181ZM185 9V8H184ZM200 9V10H199ZM206 8H204V10H205ZM55 10V9H54ZM140 10V9H139ZM178 10V9H177ZM22 11V10H21ZM28 11V10H27ZM44 11H46V10H44ZM58 11H60V10H58ZM63 11V10H62ZM85 11V10H84ZM122 10H120V12H121ZM147 11V10H146ZM151 11H152V13H154V14H152L151 13ZM28 12H30V10L28 11ZM32 12V11H31ZM64 12V11H63ZM103 12H104V9H103ZM110 12H111V10H110ZM119 12V13H120ZM174 12V11H173ZM39 13V12H38ZM38 13H37V18L39 17L38 16ZM47 13V12H46ZM60 13V15H61V12H59ZM136 13V12H135ZM172 13V12H171ZM175 13V12H174ZM20 14V13H19ZM25 14V13H24ZM27 14V13H26ZM102 14V13H101ZM116 14V13H115ZM121 14V13H120ZM137 14V13H136ZM141 14H142V11H141ZM1 15V14H0ZM18 15V14H17ZM31 15V14H30ZM29 15V16H30ZM47 15V14H46ZM55 15V14H54ZM54 15H53V17H54ZM57 15V14H56ZM59 15V14H58ZM110 15H111V13H110ZM175 15V14H174ZM3 16V15H2ZM8 16V15H7ZM21 16V15H20ZM25 16V15H24ZM126 16V15H125ZM139 16L141 17V15L139 14ZM177 15H175V17H176ZM1 17V16H0ZM15 17V16H14ZM22 17H23V14H22ZM32 17V16H31ZM57 17V16H56ZM127 17V16H126ZM10 18V17H9ZM12 18V17H11ZM33 18V17H32ZM36 18V17H35ZM41 18H42V16H41ZM107 18V17H106ZM122 18V17H121ZM128 18V17H127ZM126 18V19H127ZM136 18H137V16H136ZM14 19V18H13ZM16 19H18V18H16ZM15 19V20H16ZM23 19V18H22ZM25 19V18H24ZM27 19V18H26ZM58 19V18H57ZM89 19H90V17H89ZM108 19V18H107ZM139 19V18H138ZM31 22L33 21L31 18L29 19ZM137 20V19H136ZM7 21V20H6ZM39 21V23H40V20H38ZM102 19H101V23H102ZM123 21V20H122ZM11 22V21H10ZM23 22H25V21H23ZM34 22V21H33ZM15 23H16V21H15ZM44 23V22H43ZM42 23V24H43ZM51 23V22H50ZM18 24H20L19 22H18ZM36 24V23H35ZM41 24V25H42ZM46 24V23H45ZM55 24V23H54ZM52 25H53V23H52ZM62 25V26H61ZM5 26V25H4ZM20 25H18V27H19ZM22 26H24V25H22ZM38 26V25H37ZM68 26V27H67ZM85 26V25H84ZM15 27V26H14ZM17 27V26H16ZM25 27V26H24ZM56 27H59V26H56ZM78 27V26H77ZM86 27V26H85ZM20 28V27H19ZM26 28V27H25ZM42 28V27H41ZM59 28V29H60ZM95 28V27H94ZM14 29V28H13ZM28 29V28H27ZM26 29V30H27ZM57 29V28H56ZM55 29V30H56ZM87 29V28H86ZM102 29V28H101ZM2 30H3V28H2ZM20 30H22V29H20ZM29 30H30V28H29ZM32 30H33V28H32ZM41 30H43V29H41ZM53 30V29H52ZM54 30V34H56V32H58L59 30H56L55 31ZM66 30V31H65ZM97 30V29H96ZM151 30V29H150ZM36 31V30H35ZM76 31V30H75ZM84 31V30H83ZM2 32V31H1ZM38 32V31H37ZM86 32V31H85ZM104 32V31H103ZM130 32V31H129ZM143 32V31H142ZM146 32V31H145ZM159 32H157V34L159 33ZM9 33V32H8ZM17 33V32H16ZM51 33V32H50ZM67 33H65V34H67ZM77 33V32H76ZM75 33V34H76ZM88 33V32H87ZM148 33H149V31H148ZM15 34V33H14ZM33 34H34V32H33ZM81 34V33H80ZM18 35V34H17ZM40 35V34H39ZM50 35V34H49ZM58 35V34H57ZM89 35V34H88ZM150 35V34H149ZM159 35V34H158ZM19 36V35H18ZM53 36V35H52ZM63 36V37H64ZM90 36V35H89ZM24 37H26V36H24ZM34 37V36H33ZM36 37H38V36H36ZM35 37V38H36ZM158 37V36H157ZM19 38H21V37H19ZM81 38V37H80ZM79 38V39H80ZM149 38V37H148ZM159 38H160V35H159V37L157 38V40H159ZM43 39V38H42ZM49 39V38H48ZM48 39H46V40H48ZM70 39V40H71ZM76 39V38H75ZM83 39V38H82ZM151 39V38H150ZM56 40V39H55ZM63 40V39H62ZM73 40V39H72ZM166 40V39H165ZM5 41V40H4ZM19 41L20 40H17V42L19 43ZM41 41V40H40ZM44 41V40H43ZM58 41V40H57ZM65 41V40H64ZM10 42V41H9ZM31 42V41H30ZM32 42H33V40H32ZM100 42V41H99ZM157 42H160V41H157ZM14 43L15 42H13V44H11L12 45V47H14ZM34 43V45H35V42H33ZM32 43V44H33ZM36 43H37V41H36ZM87 43V42H86ZM85 43V44H86ZM147 43V42H146ZM161 43H162V41H161ZM168 41H167V45H168ZM23 44V43H22ZM28 44V43H27ZM39 44V46L41 45V43L39 42L38 43ZM56 44H58V43H56ZM68 44V43H67ZM159 43H157V45H158ZM200 44V43H199ZM43 45V44H42ZM65 46H66V43L64 44ZM63 45V46H64ZM74 45V44H73ZM103 45V44H102ZM104 45H105V43H104ZM166 45V46H167ZM174 45V44H173ZM181 45V44H180ZM38 46V47H39ZM53 46V49L55 48L54 47V45H52ZM58 47H57V49L59 48V45H57ZM71 46V45H70ZM76 46V45H75ZM97 46V45H96ZM162 46V45H161ZM166 46H164V48L166 47ZM17 47V46H16ZM21 47V46H20ZM48 47H51L50 45H48ZM77 47V46H76ZM160 46H157V48H159ZM163 47V46H162ZM28 48V47H27ZM41 48V47H40ZM45 48V47H44ZM96 48H99V47H96ZM105 48V47H104ZM103 48V49H104ZM34 49V50H33ZM33 49H30V51L27 49V51H29V52H33L34 51V54L32 53V55H34V57H35V54H36V56L38 57V59H39V61H40V59L42 58V61L41 62H43V59L45 60V58H47L48 59V57H46V55L44 54V56H43V54L42 53H39V55H41L42 54V56L43 57H45V58H43V57H39V55H38V53H36L35 51H37V50H35L36 49V47L35 48H33ZM39 49V48H38ZM50 50H52V47L51 48H49ZM160 49V48H159ZM158 49V50H159ZM174 49V48H173ZM172 49V50H173ZM65 50V49H64ZM73 50H75L76 51V48L75 49H73ZM79 50V49H78ZM164 50V49H163ZM177 50V49H176ZM204 50H206V49H204ZM208 50V49H207ZM12 51H13V49H12ZM11 51V52H12ZM45 51V50H44ZM71 51V50H70ZM160 51V50H159ZM11 52H10V54H11ZM17 52V51H16ZM46 52V51H45ZM79 52V51H78ZM148 52H150V51H148ZM158 52V51H157ZM21 53V52H20ZM26 53V52H25ZM49 53H50V51H49ZM52 53V52H51ZM50 53V54H51ZM54 53H55V51H54ZM152 53V52H151ZM154 53V52H153ZM173 53V52H172ZM49 54V55H50ZM73 54V53H72ZM79 54V53H78ZM157 54V53H156ZM158 54H159V52H158ZM12 55H13V53H12ZM18 55V54H17ZM60 55V54H59ZM180 55V54H179ZM11 56V55H10ZM22 56H24V55H22ZM21 56V58L23 59V61H24V57H22ZM63 56V55H62ZM158 56V55H157ZM188 56V55H187ZM17 57V56H16ZM15 57V58H16ZM19 57V56H18ZM27 57V56H26ZM56 57V56H55ZM64 57H66V56H64ZM69 57V56H68ZM78 57V56H77ZM129 57H130V55H129ZM52 58H54L53 56H52ZM79 58V57H78ZM17 59V58H16ZM28 59V58H27ZM26 59V61H28ZM50 59V61H51V58H49ZM59 59V58H58ZM63 59V58H62ZM14 60V59H13ZM53 60V59H52ZM56 60V59H55ZM60 60V59H59ZM66 60V59H65ZM70 60H72L73 61V59H70ZM83 60V59H82ZM134 60V59H133ZM14 61H16V60H14ZM29 61H30V59H29ZM38 61V62H39ZM64 61V60H63ZM69 61V60H68ZM79 61H81L80 59H79ZM143 61V60H142ZM166 61V60H165ZM48 62V61H47ZM67 62V61H66ZM75 62V61H74ZM82 62V61H81ZM80 62V63H81ZM145 62V61H144ZM16 63H18V62H16ZM51 63H53V61L51 62ZM60 63V62H59ZM65 63V62H64ZM68 63V62H67ZM76 63V62H75ZM77 63H79V62H77ZM23 64V63H22ZM25 64V63H24ZM48 64H50V63H48ZM62 64V63H61ZM60 64V65H61ZM70 64V63H69ZM68 64V65H69ZM71 64H73V63H71ZM82 64V63H81ZM200 64V63H199ZM59 65V64H58ZM77 65V64H76ZM44 66V65H43ZM50 66H53L52 64H50ZM62 66V65H61ZM66 66V65H65ZM75 66V65H74ZM79 66V65H78ZM142 66V65H141ZM47 67V66H46ZM43 68H45V67H43ZM58 68V67H57ZM56 68V69H57ZM71 68V67H70ZM145 68V67H144ZM18 69V68H17ZM26 69V68H25ZM74 69V68H73ZM76 69V68H75ZM195 69V70H194ZM41 70V69H40ZM54 69H52V67H51V72L50 73H52V71H53ZM63 70V69H62ZM18 71V70H17ZM32 71V70H31ZM74 70H71V72H73ZM77 71V70H76ZM155 71H158L157 69L155 70ZM20 72V71H19ZM22 72H23V70H22ZM27 72V71H26ZM54 72V71H53ZM59 72V71H58ZM71 72H69V73H71ZM75 72V71H74ZM159 72V71H158ZM44 73V72H43ZM57 73V72H56ZM55 73V74H56ZM78 73H79V71H78ZM84 75H85V72H82ZM187 73V72H186ZM47 74H49V73H47ZM47 74H45L46 76H47ZM60 74V73H59ZM62 74V73H61ZM67 74V73H66ZM77 74V73H76ZM101 74V73H100ZM158 74V73H157ZM20 75V73H18V75L16 74V73H14L13 71H11L10 69H4V57H3V55L0 53V112H4V111H8L9 113H10V115H11V117H10V119H9V121H8V123H9V127L11 128V129H22L23 130V133H22V137L23 138H26L27 136H28V133L26 132V128H27V126H26V122H25V116H26V111H25V109H24V103H23V101H22V98H21V87H19L20 85L18 84V82H20V80H19V77H20V79L22 78L21 76H19ZM27 75V74H26ZM38 75V73L36 74V76ZM50 75V74H49ZM68 75V74H67ZM80 75V74H79ZM104 75V74H103ZM185 75V76H184ZM25 76V75H24ZM69 76V75H68ZM73 76V75H72ZM71 76V77H72ZM74 76H75V74H74ZM89 76V75H88ZM148 76V75H147ZM48 77V76H47ZM46 77V78H47ZM52 77V78H51ZM59 77H60V75H59ZM77 77V76H76ZM75 77V79H77L78 80V78H76ZM82 77V76H81ZM85 77V78H84ZM84 77H82L83 78V80H84V82L86 81L85 79H86V75L84 76ZM90 77V76H89ZM88 77V78H89ZM34 78H36V77H34ZM50 78H51V81L53 80V83H54V78H53V75H50ZM56 78V77H55ZM61 78H63V76L61 75ZM60 78V79H61ZM69 78H70V76H69ZM73 78V77H72ZM106 78V77H105ZM144 78V77H143ZM143 78H140V80L141 79H143ZM30 79H31V77H30ZM42 79V78H41ZM48 79V78H47ZM46 79V80H47ZM71 79V78H70ZM75 79H72V80H74L75 81ZM90 79V78H89ZM108 79H110V78H108ZM122 79V78H121ZM146 79V78H145ZM32 80V79H31ZM36 80L38 81L39 79H38V77L36 78ZM43 80H44V78H43ZM45 80V81H46ZM67 80V79H66ZM69 80V79H68ZM68 80H67V82H68ZM72 80H71V84H73V82H72ZM80 80V79H79ZM82 80V81H83ZM136 80V79H135ZM144 80V79H143ZM22 81V80H21ZM41 81V80H40ZM47 81H49V84H50V80H47ZM61 81H63V79L61 80ZM105 81H106V79H105ZM139 81V80H138ZM152 81V80H151ZM160 81V80H159ZM59 82V79H58V81H57V78H56V83H58ZM70 82V81H69ZM77 82V81H76ZM90 82H91V80H90ZM128 82H130V81H128ZM44 83V82H43ZM52 83V84H53ZM78 83V82H77ZM86 83V82H85ZM131 83V82H130ZM154 83V82H153ZM51 84V85H52ZM55 84V83H54ZM65 84V83H64ZM74 84H76V83H74ZM80 84V83H79ZM92 84V82L90 83V85ZM139 84V83H138ZM144 84H146V82L144 83ZM151 84V83H150ZM48 85V84H47ZM121 85V84H120ZM147 85V84H146ZM149 85V84H148ZM158 85V84H157ZM167 85H165L166 87H165V89L163 88V86L164 85H161V87H160V89H164V92H166V88H167ZM38 86V85H37ZM45 86V85H44ZM49 86V85H48ZM62 84L59 86V90L62 88V87H64V86H62ZM66 87H65V89H67L66 91H68L70 88L67 86V85H65ZM78 86V85H77ZM91 86H93V85H91ZM119 86V85H118ZM142 86V85H141ZM152 85H150V87H151ZM57 86H55V88H56ZM80 87H81V85H80ZM139 87V86H138ZM145 87V86H144ZM25 88V87H24ZM46 88V87H45ZM73 88H74V86H73ZM149 88V87H148ZM53 89H54V87H53ZM83 89H85V88H83ZM87 89V88H86ZM113 89V88H112ZM141 89H143V88H141ZM162 89V90H163ZM170 89V88H169ZM204 89H206V90H208L209 91V93L210 94H207V93H204ZM46 90V89H45ZM44 90V91H45ZM51 90V89H50ZM73 90V89H72ZM106 90V89H105ZM137 90H140V87L137 89ZM144 90H145V88H144ZM47 91H49V90H47ZM47 91H46V93H47ZM65 91V92H66ZM70 91V90H69ZM156 91V90H155ZM50 92V91H49ZM49 92H48V94H49ZM72 92V91H71ZM77 92V91H76ZM92 92H93V90H92ZM137 92H139V91H137ZM143 92V91H142ZM148 92V91H147ZM157 92V91H156ZM159 92V91H158ZM63 93V92H62ZM61 93V94H62ZM136 93V92H135ZM161 93V92H160ZM178 93H180V92H178ZM25 95H27L28 96V94H26V93H24ZM38 94V93H37ZM48 94H47V97H48ZM51 94V93H50ZM53 94V93H52ZM60 94V95H61ZM78 94V93H77ZM76 94V95H77ZM87 94H89V93H87ZM143 94V93H142ZM151 94H153V93H151ZM155 94V93H154ZM162 94V93H161ZM169 94V93H168ZM177 94V93H176ZM175 94V95H176ZM24 95V96H25ZM46 95V94H45ZM59 95V96H60ZM63 95V94H62ZM71 95V94H70ZM92 95V94H91ZM144 95V94H143ZM165 95V94H164ZM163 95V96H164ZM166 95H167V92H166ZM178 95V94H177ZM89 96V95H88ZM87 96V97H88ZM94 96V95H93ZM137 96H139V94L137 95ZM146 96V95H145ZM169 96V95H168ZM174 96V95H173ZM179 96V95H178ZM177 96V97H178ZM29 97V96H28ZM32 97H33V95H32ZM52 97V96H51ZM55 97V96H54ZM57 97V96H56ZM77 99H78V96H75ZM90 97V96H89ZM144 97V96H143ZM149 97V96H148ZM172 97V96H171ZM176 97V96H175ZM189 97V98H190ZM210 97H217V100H211L210 99ZM58 98V97H57ZM62 98V97H61ZM65 99H66V97H64ZM141 98V96L139 97V99ZM162 98H164V97H162ZM167 98V97H166ZM169 98V97H168ZM56 99V98H55ZM64 99V100H65ZM134 99V98H133ZM137 99V98H136ZM145 99V101H146V99H147V96L144 98ZM174 99V98H173ZM179 99H181V98H179ZM182 99H183V101H184V98L182 97ZM187 99H188V97H187ZM196 99V98H195ZM30 100V99H29ZM51 100H53L54 101V99H51ZM70 100V99H69ZM93 100V99H92ZM170 100H172L171 98H170ZM177 101H178V99H176ZM176 100H174V101H176ZM186 100V99H185ZM41 101H42V99H41ZM60 101V100H59ZM72 101V100H71ZM147 101H152V100H150V99H148ZM163 101H166V99L165 100H163ZM162 100H161V103H158V104H162V102H163ZM46 102V101H45ZM55 102H56V100H55ZM54 102V103H55ZM88 102V101H87ZM167 102H168V100H167ZM179 102V101H178ZM177 102V103H178ZM182 102V101H181ZM187 102L189 103V99H188V101H186V102H184V103H186L187 104ZM192 102V100L190 101V103ZM34 103V102H33ZM42 103V102H41ZM47 103V102H46ZM45 103V104H46ZM49 103V102H48ZM60 103L62 104V102L60 101ZM73 103H76L75 101H73ZM93 103V102H92ZM131 103V102H130ZM149 103H151V102H149ZM171 103H175V102H173V101H171ZM176 103V104H177ZM196 103H193V105H194V107H195V105H196ZM64 105H65V103H63ZM70 104H71V102H70ZM77 104V103H76ZM75 104V105H76ZM87 104V103H86ZM108 104V103H107ZM141 104V103H140ZM157 104V105H158ZM171 104V106H173V108L174 109H172L171 108V106H170V101H169V107H170V112L171 113H168L169 112V110H168V108L166 107V105H164V107H163V104L161 105L162 107H160V109L158 110V114H157V116L155 115V117L154 118H157L155 121L156 122H158V124H155L156 126H159V127H161L163 130H166L167 128V133L165 134L164 133V137H166L165 139L166 140H162V142L164 141V142H166L167 141V139H168V137H169V139H168V142H166V143H168L166 146L168 147L167 149L169 150H171V148H173V146H172V144H170L169 145V143H170V137H171V133H173V132H171V130L173 129V131H174V126H171V120H172V117H173V119H174V116H172V114L173 115H176L177 114V112L175 111L176 109H180V111L183 109L181 106H183L184 104H183V102H182V104L180 105L179 103L176 105V104ZM38 105V104H37ZM56 105V104H55ZM63 105V106H64ZM91 105H93V104H91L90 103V106ZM111 105V104H110ZM127 105V104H126ZM132 105V104H131ZM176 105V108L174 107ZM179 105H180V107L181 108H179ZM190 105H192V104H187L186 105V109H183V111L184 112H188L189 110L187 109V108H189L188 106H190ZM196 105V106H197ZM61 106V105H60ZM66 106V105H65ZM89 106V107H90ZM112 106V105H111ZM128 106V105H127ZM185 106V105H184ZM59 107V106H58ZM80 107V106H79ZM88 106L86 105V108H87ZM98 107V106H97ZM101 107V106H100ZM113 107V106H112ZM112 107H109V108H111L112 109ZM120 107V106H119ZM178 107V108H177ZM38 108V110H39V108L40 107H37ZM36 108V109H37ZM43 108V107H42ZM63 108V107H62ZM81 108V107H80ZM79 108V109H80ZM105 108H107L106 106H105ZM115 108V107H114ZM129 108V107H128ZM140 108V107H139ZM142 108V107H141ZM32 109V108H31ZM45 109V108H44ZM81 109H83V108H81ZM89 109H92V108H89ZM119 109V108H118ZM125 109H126V107H125ZM157 109H158V107H157ZM48 110H50V109H48ZM55 110V109H54ZM74 110V109H73ZM78 110V109H77ZM85 110V109H84ZM88 110V109H87ZM98 110V109H97ZM109 110V109H108ZM114 110V109H113ZM112 110V111H113ZM117 110V109H116ZM121 110V109H120ZM131 110V109H130ZM143 110H145L146 111V108L145 109H143ZM186 110H188V111H186ZM190 110H191V107H190ZM199 110H203V111H199ZM204 110H206V111H204ZM46 111V110H45ZM62 111V110H61ZM70 111V110H69ZM80 110H78V111H76V112H79ZM100 111V110H99ZM105 111V110H104ZM106 111H107V109H106ZM105 111V112H106ZM111 111V110H110ZM128 111V110H127ZM142 111V110H141ZM144 111V112H145ZM150 112H153V110L151 111V110H149ZM172 111H173V113H172ZM175 111V112H174ZM179 111V110H178ZM192 111V110H191ZM38 112V111H37ZM36 112V113H37ZM40 112H42V111H40ZM50 112V111H49ZM71 112V111H70ZM90 113H91V110L89 111ZM104 112V113H105ZM123 112V111H122ZM130 112V111H129ZM137 112V111H136ZM135 112V113H136ZM143 112V113H144ZM147 112H148V109H147ZM150 112H149V114H150ZM184 112H181L182 113V115H186ZM193 112V111H192ZM44 113V112H43ZM51 113H52V111H51ZM57 113V112H56ZM60 112H59V110H58V114H59ZM72 113V112H71ZM75 113V112H74ZM88 113V112H87ZM87 113H85V114H87ZM89 113V114H90ZM93 113V112H92ZM99 113V112H98ZM116 113H118V112H116ZM115 112H114V115L116 114ZM127 113V112H126ZM132 113H133V111H132ZM132 113H130V114H132ZM139 113H140V111H139ZM146 113V112H145ZM176 113V114H175ZM184 113V114H183ZM189 113H190V111H189ZM48 114V113H47ZM46 114V115H47ZM66 113L64 112V115H65ZM179 114H180V112H179ZM193 114V115H194ZM67 116L68 115H70V114H66ZM80 115V114H79ZM103 115V114H102ZM105 115H106V113H105ZM113 115V114H112ZM112 115H110V116H112ZM116 115H118V114H116ZM121 115H123V114H121ZM150 115H152V114H150ZM181 115V116H182ZM263 115V114H262ZM34 116H35V114H34ZM40 116H44L43 117V119H45V115H40ZM53 116H54V112H53ZM66 116V117H67ZM74 116V115H73ZM85 116V115H84ZM87 116V115H86ZM109 116V117H110ZM119 116H120V114H119ZM124 116H125V114H124ZM126 116H127V114H126ZM176 116H178V115H176ZM37 117V116H36ZM36 117H35V120H36V122H37V119H36ZM51 117V116H50ZM75 117V116H74ZM79 117H81V115L79 116ZM109 117H107V118H109ZM122 117V116H121ZM131 118H132V116H130ZM150 117V116H149ZM182 117H185V116H182ZM188 117V116H187ZM190 117H192V115H191V113H190ZM38 118V117H37ZM39 118H41V117H39ZM47 118H48V116H47ZM71 118H73V117H71ZM85 118V117H84ZM113 118V117H112ZM109 119V121L110 120H114L115 118H113V119ZM128 117H126V119H127ZM139 118V117H138ZM153 118V119H154ZM181 117H180V115L178 116V119L180 120V122L182 123V122H185V124H186V121L188 120L189 121V118L186 120H184V121H182L181 119H180ZM264 118V115L262 116V119ZM68 119V121L69 120H71V119H69V117L67 118ZM66 119V120H67ZM74 119V118H73ZM76 119V118H75ZM93 119V118H92ZM118 119H120V117L118 118ZM137 119V118H136ZM177 117H175V119L174 120H172L173 121V123H175L177 120ZM48 120V119H47ZM77 120V119H76ZM75 120V122H77ZM89 120V119H88ZM96 120V119H95ZM107 120V119H106ZM125 120V119H124ZM130 120V119H129ZM142 120V119H141ZM147 120V119H146ZM176 120V121H175ZM53 121H54V119H53ZM62 121V120H61ZM65 121V120H64ZM60 122V123H65V122ZM68 121H66V123H69V125H67L66 124V126H68V129L70 128V122H68ZM84 121V120H83ZM119 121V120H118ZM148 121V120H147ZM154 121V122H155ZM175 121V122H174ZM187 121V124L189 123ZM259 121V120H258ZM35 122V121H34ZM35 122V123H36ZM79 122H80V118H79ZM98 122V121H97ZM106 122V121H105ZM104 122V123H105ZM117 122V121H116ZM122 122H123V124H122ZM125 122L127 123V121L125 120ZM131 122V121H130ZM133 122V121H132ZM139 122V121H138ZM144 122H145V124H147V122L145 121V119H144ZM163 122V123H162ZM177 122H179V121H177ZM180 122H179V125H181L180 124ZM39 123V122H38ZM74 123V122H73ZM83 123H86V122H83ZM83 123H82V125H81V127H80V123L78 124L79 125V128H77V129H79L80 131V134L82 133V131H81V128L82 129H85V131H87L86 133H88L89 132V128L88 129H86V127H84L83 126ZM92 123V122H91ZM259 123H261V125H262V122H260L259 121ZM48 124V123H47ZM55 124V123H54ZM109 124H110V122H109ZM115 124H117V123H115ZM144 124V123H143ZM178 124V123H177ZM189 124H191V123H189ZM188 124V125H189ZM192 124V125H193ZM246 124H249V125H247L246 126ZM264 124V123H263ZM57 125H59V123L57 124ZM62 125V124H61ZM61 125H59V128H61ZM76 125V124H75ZM89 125V124H88ZM92 125V124H91ZM91 125L89 126V127H91ZM101 125V124H100ZM113 125H114V123H113ZM121 125V126H120ZM120 125H114L115 127H117L118 129H120L119 131H116V130H113V131H116V133L114 134V136H116L115 137V139L113 138V142H115V141H117L115 144L112 142V141H110V140H107V141H109L110 143H113L114 145H115V147L111 144V147H112V149L110 150L109 148H107L108 146H110V144H109V142H108V145H106L107 147V149L106 150H110V152L108 153V155H105L106 153H105V149H103V151L102 152H104L102 155H105L104 156V159L106 160V159H108L109 160V165L107 166V160L105 161V163L106 164H104V168L107 166V168H105V171H106V169H107V171L109 172V174L111 175L113 172H115V176H117V177H119V176H122L123 174L124 175H126V174H129L128 176H126L128 179H132L133 177H135V175H136V177L138 176V173H145V174H149L148 175V183L146 182V184H145V186L146 185H148L150 182H149V178L151 177V176H153L154 175V173H152V172H155V174H156V171H160V172H166L167 170L164 168V167H161L162 165L160 164V163H162V162H160V163H158V164H160V165H157L156 164V162H155V158H154V155H150L149 153H147V152H145L144 150H146L145 148H142L143 146H145L144 145V143L147 141V140H150V141H152L151 139H152V137L153 136H151V138L149 137V139H148V136H150V135H148L147 136V139H143L142 137H143V135H140V133L142 134L143 133V130H142V128H141V130L142 131H140V130H138V131H136V129H138V125L136 124V128H134V126H133V129L132 130H134V131H132V135L131 136H133V132H138L137 134H138V136H136L137 138L138 137H140V138H138V140H137V138H136V142H133V143H130L129 141H130V138L128 139L126 136H128V135H125L126 133H124L125 131H127L128 130V128H126V127H129V126H127V124L124 126V121H121V123H120ZM128 125H129V123H128ZM178 125V126H179ZM183 125V124H182ZM257 125H258V123H257ZM260 125V124H259ZM260 125V126H261ZM40 126V125H39ZM43 126V125H42ZM48 126H49V124H48ZM51 127L52 126H54L53 125V123L50 125ZM66 126L64 125H62V129H64V130H66L67 128H66ZM72 126H73V124H72ZM85 126H86V124H85ZM109 126H111V125H109ZM150 126H151V128H152V125L150 124ZM150 126H148V128H150ZM156 126H155V128H156ZM177 126V125H176ZM64 127V128H63ZM78 127V126H77ZM84 127V128H83ZM94 127V126H93ZM104 127V126H103ZM102 127V128H103ZM115 127H114V129H115ZM159 127H157L156 129L157 130H155L154 128H153V130H152V133H153V131L155 130V132L154 133H156V134H160L159 132H161V131H159V130H161V129H159L158 130V128ZM169 127H172V129H170ZM180 127V126H179ZM182 127V126H181ZM185 127H187V125L186 126H184V129H185ZM225 127H226V125H225ZM228 127V126H227ZM226 127V128H227ZM232 127V126H231ZM230 127V128H231ZM53 128V127H52ZM57 128V127H56ZM106 128V127H105ZM112 128H113V126H112ZM148 128H146V131H147V129ZM195 127H194V125H193V129H194ZM220 128V127H219ZM234 128V127H233ZM238 128V126H237V128L235 127V130L236 129H238V131H240L241 132V130ZM249 128V130H247V129ZM258 128V127H257ZM42 129H43V127H42ZM67 129V130H68ZM76 130V128L74 129L73 127H71V130ZM92 129V128H91ZM90 129V130H91ZM130 129V128H129ZM180 129H182L183 130V128H180ZM189 129H190V131H191V129H192V126H189ZM189 129H188V131H189ZM205 129V128H204ZM47 130V129H46ZM59 131H60V129H58ZM70 129H69V131H71ZM72 130V131H73ZM182 130H180L181 131V133L182 132H184V130L182 131ZM186 130H187V128H186ZM227 130V129H226ZM231 130V129H230ZM235 130H233L232 132H234ZM245 130H247V131H245ZM58 131V132H59ZM62 131V133L64 132L63 130H61ZM78 131V130H77ZM85 131H83V134H86V133H84ZM92 131V130H91ZM91 131H90V134H91ZM111 131V130H110ZM123 131V132H122ZM140 131V132H139ZM149 131V130H148ZM147 131V132H148ZM166 131H163V132H166ZM169 131H170V133H169ZM210 131V130H209ZM224 131V130H223ZM250 131V132H249ZM255 131H257L256 129H255ZM104 132V131H103ZM117 132H119V133H117ZM121 132V133H120ZM129 132V131H128ZM131 132V131H130ZM146 132V133H147ZM149 132H151V131H149ZM217 132V131H216ZM49 133V132H48ZM62 133L60 134L61 135V138H63L64 140L66 139V142H67V136H66V133L63 135V136H65V137H63L62 136ZM70 133V132H69ZM68 132H67V135L69 136L70 134H69ZM73 133H77V132H75V131H73V132H71V135L69 136V138L71 137V138H73V135H77V134H73ZM113 133V132H112ZM145 133V134H146ZM175 133V132H174ZM180 133V134H181ZM185 133L186 134H188L189 132H184L183 134L185 135ZM190 133H193V130L190 132ZM213 133V132H212ZM219 133V132H218ZM225 133V132H224ZM259 133H261L260 131H259ZM258 133V134H259ZM46 134V133H45ZM52 134V133H51ZM50 134V135H51ZM73 134V135H72ZM79 134V135H80ZM82 134V138H83V135ZM89 133L87 134V135H85L84 136V138L86 137V136H88V135H90ZM95 134V133H94ZM107 134V133H106ZM105 134V135H106ZM117 134H122L121 136H119L118 137V135ZM131 134V133H130ZM168 134H169V136H168ZM171 134V135H170ZM176 134V133H175ZM178 134V133H177ZM180 134H179V136H180ZM183 134H181V135H183ZM200 134V133H199ZM210 134V133H209ZM214 134V133H213ZM213 134H211L212 136H213ZM237 134H238V136L236 135V133H235V135L237 136L236 138H235V135L233 136V133H231V135H232V137L234 138V140H232V141H236L238 144H239V146L237 147L238 149H240V151H242L243 149H241V146H240V144L241 143H239V141L240 142H242V139H243V137L242 138H238L239 137V135H240V133H238L237 132ZM244 134V135H243ZM48 135V134H47ZM53 135V134H52ZM78 135V136H79ZM147 135V134H146ZM145 135V136H146ZM160 135H163V134H160ZM167 135V136H166ZM183 135V136H184ZM210 135V136H211ZM215 135V134H214ZM221 135V134H220ZM45 136V135H44ZM58 136V134L56 135V137ZM94 135H92V137H93ZM95 136H96V134H95ZM108 136H110L109 135V133H108ZM107 136V137H108ZM113 136V137H114ZM178 136V135H177ZM186 136V135H185ZM184 136V137H185ZM188 136V135H187ZM216 136V135H215ZM215 136H214V138H215ZM255 136V135H254ZM75 137V136H74ZM77 137V136H76ZM75 137V138H76ZM89 137H91V135L89 136ZM100 137V136H99ZM105 137V136H104ZM173 137V136H172ZM176 136H174V138H175ZM193 137V134L191 135V134H189V137H187L188 139H185V138H182V139H185L186 141L188 140V143L190 142V140L189 139H191ZM219 137V136H218ZM255 137H257V136H255ZM57 138H59V136L57 137ZM56 138V139H57ZM68 138V142H69V140L72 142V141H74V142H70V146H69V151L68 152H71V153H73V154H71L70 155V157L72 158H74V156L75 157H77V156H79V158H82L83 157V161H84V157L86 158L87 156H92L91 158H93V160L95 159V161H97L100 157L99 156H101V155H97V157L95 156V155H93V152L92 151H95L94 150V147H93V149H92V151H91V149H90V147L89 146H86V145H88V143H87V139H88V141H89V138L88 137H86V139H82L80 136H79V139L80 140H78V137L75 139V138H73L72 140H71V138L69 139ZM102 138V137H101ZM109 138V137H108ZM117 138V139H116ZM119 138H121V141L119 140ZM195 138V137H194ZM222 138V137H221ZM232 138V139H233ZM238 138V139H237ZM245 138H244V140H245ZM91 139V138H90ZM103 139V138H102ZM159 139V138H158ZM172 139V138H171ZM176 139V138H175ZM204 139V138H203ZM209 139H211V138H209ZM213 139V138H212ZM212 139H211V142H212ZM236 139V140H235ZM246 139H248V137L246 138ZM250 139V138H249ZM248 139V140H249ZM45 140V139H44ZM59 140V139H58ZM58 140H56L57 142H59L60 143V141H58ZM86 141V145H85V142L84 141ZM132 140H133V137H132ZM154 140V139H153ZM192 140V139H191ZM202 140V139H201ZM247 140V141H248ZM253 143H255V141H253L252 139H250ZM258 140H259V143H260V145L261 144H264V143H262V142H264L263 140H261V138L259 139L258 138ZM75 141H76V143H77V141L80 143V144H83V145H81L80 146V148L82 149L83 147H84V145L86 146V148H83L82 150H84L85 149V153H83L82 151V155H81V157H80V152L78 151V153H76L75 152V150H76V146H75V150L71 147V145H75L76 143H75ZM81 141H82V143H81ZM92 141V140H91ZM91 141H89V143H92ZM154 141H156V139L154 140ZM159 141H161V140H159ZM174 141V140H173ZM172 141V142H173ZM176 141V140H175ZM185 141V142H186ZM193 141V140H192ZM192 141L190 142V143H192ZM203 141V140H202ZM215 141H218V140H216V138H215ZM224 141V140H223ZM231 141V143H233V144H235V142H232ZM52 142V141H51ZM62 142V141H61ZM66 142H62V143H60V144H63V146L61 145V147H64V145L66 146H68V142L66 143ZM95 142V141H94ZM101 142V141H100ZM164 142L162 143V144H164ZM181 142V141H180ZM194 142V141H193ZM244 142V141H243ZM242 142V144H246L245 142L243 143ZM49 143V142H48ZM64 143H66V144H64ZM75 143V144H74ZM79 143H78V145H79ZM136 143V144H135ZM147 143V142H146ZM156 143H157V141H156ZM152 144V145H157V144ZM237 143H236V145H237ZM253 143H251V144H253ZM95 144V143H94ZM94 144H89V145H94ZM96 144H97V142H96ZM106 144V143H105ZM135 145L134 147H132V145ZM210 144V143H209ZM219 144H221V143H219ZM230 144V143H229ZM241 144V145H242ZM248 144H250L249 142H248ZM250 144V146H254V145H251ZM49 145V144H48ZM47 145V146H48ZM52 145V144H51ZM161 145V144H160ZM213 145V144H212ZM232 145V144H231ZM260 145H259V147H260ZM60 146V145H59ZM99 146H101V145H99ZM98 146V147H99ZM103 146V145H102ZM154 146V147H155ZM172 146V147H171ZM203 146H205V145H203ZM207 146V145H206ZM230 145H228V148H229V150L231 151V154H232V148H230L229 147ZM248 146V145H247ZM263 146V145H262ZM70 147H71V149H70ZM89 147V151H91L92 152V154L89 152L88 153V155H87V152H86V149ZM92 147V146H91ZM98 147H96L98 150L99 149H102V148H98ZM105 147V146H104ZM114 147V148H113ZM240 147V148H239ZM259 147H258V149H259ZM79 148V149H80ZM95 148V149H96ZM164 148V147H163ZM195 145L193 144V150H194V154L196 153H198L197 152V148H195ZM219 148V147H218ZM221 148V147H220ZM225 148H226V146H225ZM233 148H234V145H233ZM260 148H264V147H260ZM47 149V148H46ZM64 150H68L67 149V147H66V149L65 148H63ZM78 149V148H77ZM155 149H157V146L155 147ZM155 149H154V151H155ZM165 149H166V147H165ZM173 149H175V148H173ZM172 149V150H173ZM189 149V148H188ZM210 148H208V150H209ZM248 149V148H247ZM254 149H255V147H254ZM258 149L256 148V150L258 151ZM87 150V151H88ZM98 150H96L97 152H98ZM108 150V151H109ZM164 150V149H163ZM212 150V149H211ZM234 151V155H235V157H237L238 155L237 154H235L236 153V151L235 150H237V149H233ZM256 150H254V151H256ZM260 150V149H259ZM72 151H74V152H72ZM95 151V152H96ZM107 151V152H108ZM148 151V150H147ZM167 151V150H166ZM182 151V150H181ZM213 151V150H212ZM219 151V150H218ZM230 151H228V152H230ZM257 151H256V153H257ZM261 151V150H260ZM58 151L56 150V152L54 153V154H56V156L59 158V160H58V163L60 162V160H62V164H64L65 166L67 165V163H69V156H67L66 157V155L64 154V156H65V158H67L68 159V162H67V159H65V158H63V159H65L64 161H63V159L61 158V155L63 154V153H65L64 151H59L58 153H57ZM153 152V151H152ZM169 152V151H168ZM172 152V151H171ZM190 152V151H189ZM199 152H202V151H199ZM220 152V151H219ZM238 152V151H237ZM262 152H263V149H262V151L260 152L261 154H262ZM60 153V154H59ZM98 153H101V152H98ZM154 153V152H153ZM156 153L158 154V151H156ZM166 153V152H165ZM164 153V154H165ZM218 153V152H217ZM245 153V152H244ZM45 154H46V152H45ZM50 154H51V152H50ZM70 154V153H69ZM68 154V155H69ZM85 154H86V156H85ZM95 154V153H94ZM97 154V153H96ZM157 154L155 155V156H157ZM160 154V153H159ZM158 154V156L159 157H163V155L161 156V155H159ZM175 154H177V153H175ZM189 154V153H188ZM192 154V153H191ZM194 155V157L195 158H197L198 159V157H199V155H198V157H197V155ZM198 154H200V153H198ZM226 154V153H225ZM232 154V155H233ZM246 154V153H245ZM248 154V153H247ZM261 154H255V155H257V156H259V155H261ZM52 155V154H51ZM50 155V156H51ZM59 155V156H58ZM227 155H230L229 153H227ZM264 155V154H263ZM94 156V157H93ZM158 156H157V158H158ZM167 156V155H166ZM169 156V155H168ZM172 156V155H171ZM176 155H174L173 154V157H175ZM204 156V155H203ZM202 156V157H203ZM262 156V155H261ZM56 157V158H57ZM69 157V158H68ZM173 157H172V159H173ZM177 157V156H176ZM179 157V156H178ZM178 157H177V160H178ZM222 157H224V156H222ZM227 156H225L224 158H226ZM228 157H230V158H232V160L234 159V161H232L233 163H235V161H236V158H233V157H231V155L230 156H228ZM251 157H252V155H251ZM260 157V156H259ZM258 157V158H259ZM49 158V157H48ZM70 158V160H72ZM79 158H78V160H79ZM88 158H90V157H88ZM88 158H87V160H88ZM97 158V159H96ZM102 159H103V157H101ZM100 158V159H101ZM204 158V157H203ZM218 158V157H217ZM217 158H215L214 157V160L215 159H217ZM224 158H223V160H224ZM257 157H256V159H258ZM262 158H263V156H262ZM262 158H259L255 163H257L258 161H260V162H262V164L264 163L263 162V160H262ZM52 159V158H51ZM164 159V158H163ZM170 159V158H169ZM169 159H167L166 157H165V159L164 160H169ZM179 159H180V157H179ZM207 159V158H206ZM205 158H204V160H206ZM222 159V158H221ZM221 159H220V161H221ZM227 159V158H226ZM245 159V158H244ZM243 159V160H244ZM248 160H249V158H247ZM255 159V158H254ZM261 159V160H260ZM43 160V159H42ZM50 160V159H49ZM48 160V161H49ZM75 160H77V158H75ZM75 160H73V161H75ZM77 160V161H78ZM81 160V161H82ZM86 160V161H87ZM91 160V159H90ZM93 160H91L92 162H93ZM199 160H202V159H199ZM218 160V159H217ZM246 160V159H245ZM73 161H70V163L71 162H73ZM83 161L81 162V163H83ZM84 161L85 163H87L88 164V162L89 163H91V167H92V162H90V161ZM172 161V160H171ZM188 161H190V160H188ZM209 161V160H208ZM64 162V163H63ZM65 162H66V164H65ZM169 162H170V160H169ZM173 162H175V161H173ZM172 162V163H173ZM199 162V161H198ZM212 162H214L213 160H212ZM231 162V163H232ZM242 162H244V161H242ZM58 163H57V167H58ZM74 163V162H73ZM72 163V166L73 167H75L74 165H78V163H74L73 164ZM81 163H79V167H81V169H82V167L85 165V163H83V164H81ZM104 163V162H103ZM165 163V162H164ZM182 163V162H181ZM180 163V164H181ZM208 163V162H207ZM215 163V162H214ZM230 163V164H231ZM249 163V162H248ZM49 164V163H48ZM53 164V163H52ZM59 164H61V163H59ZM62 164L60 165L61 167L60 168H62ZM99 164V161H97V164L96 165H94L92 168L93 169H95V174H97L96 175V177H98V170H99V172L101 171V169L102 168H100L99 166L100 165H98ZM175 164V163H174ZM230 164H228V165H230ZM81 165V166H80ZM90 164H88L86 167H89L90 168V166H89ZM106 165V166H105ZM172 164H171V162H170V166H171ZM182 165H183V163H182ZM250 165V164H249ZM253 165H254V163H253ZM260 165H261V163H260ZM44 166V165H43ZM42 166V167H43ZM69 166H71V165H68L67 167H69ZM97 166V167H96ZM103 165H101V167H102ZM176 166V165H175ZM235 165L234 164H232L231 166H230V168L232 169L231 171H226V172H232L231 174H234V177H233V180H234V178H235V167H234ZM53 167V166H52ZM56 167V169L58 170V168ZM67 167L65 168V167H63L65 170L67 169ZM78 167V169H80ZM95 167V168H94ZM177 167V166H176ZM251 167V166H250ZM249 167V168H250ZM262 167H264V165L262 166L261 165V168ZM175 168V167H174ZM180 168V167H179ZM190 168V167H189ZM220 168V167H219ZM252 168V167H251ZM256 168V167H255ZM71 169V168H70ZM77 169V168H76ZM75 169V170H76ZM92 169V170H93ZM50 170H52V168H50ZM65 170H62V171H65ZM74 170V171H75ZM83 170H87L85 167L83 168ZM83 170H81L83 173H84V171ZM97 170V171H96ZM199 170V169H198ZM217 170H218V167H217ZM245 170V169H244ZM243 170V171H244ZM250 170H253V169H250ZM262 170L264 171V168H262ZM46 171H47V169H46ZM67 171H68V169H67ZM67 171H66V173H67ZM72 170H70V171H68L69 172V174H68V178L66 177V173L65 172H63V173H60V177H61V175L63 174H66L65 175V177L64 176H62L63 178L62 179H72L73 178V175L74 174H76L77 176L79 175V173H76L77 171H73L72 173H73V175L70 173ZM103 171H104V169H103ZM100 172L101 174L102 173H104V172ZM182 171V170H181ZM246 171V170H245ZM257 171V169H255V172ZM259 171V170H258ZM42 172V171H41ZM80 172V171H79ZM87 172V171H86ZM49 173V172H48ZM47 172H46V174L47 175H49L50 176V173L48 174ZM83 173H81L80 172V175L81 174H83ZM93 173V172H92ZM99 173V174H100ZM118 173H120V175L118 176L117 174ZM150 173H152L151 175H150ZM202 173V172H201ZM229 173V174H230ZM250 173H252V172H250ZM257 174H258V172H256ZM256 173H254V181H256L255 180V178H256V176H255V174ZM10 174H12V172H10ZM72 176H71V175ZM107 174V173H106ZM135 174V175H134ZM161 174V173H160ZM168 174H170V173H168ZM184 174V173H183ZM218 175H219V173H217ZM256 174V175H257ZM54 175V174H53ZM70 175V176H69ZM93 175H94V173L92 174V178H93ZM131 175V176H130ZM239 175V174H238ZM248 175V174H247ZM251 175V174H250ZM46 176V175H45ZM44 176V177H45ZM52 176V175H51ZM57 176V175H56ZM75 176V175H74ZM82 176H84V175H82ZM105 176H107V175H105ZM109 176V175H108ZM111 176H113V175H111ZM140 176V175H139ZM143 176H145V175H143ZM150 176V177H149ZM190 176V175H189ZM231 176V175H230ZM261 176V175H260ZM43 177V176H42ZM70 177V178H69ZM72 177V178H71ZM89 177H91V175L89 176ZM95 177V176H94ZM116 177V178H117ZM124 177V176H123ZM160 177H162V176H160ZM171 177V176H170ZM187 177V176H186ZM207 177V176H206ZM47 179L49 178L50 179V177H46ZM77 178L78 179H80L81 178V181H82V177L81 176H78V177H76V181L75 180H73L72 182H74V184H76L77 185V183H78V185H80L81 186V188L83 187L82 186V184L80 183L79 184V182L77 181ZM91 178V179H92ZM115 178V177H114ZM115 178V180H117V179H119V178H117L116 179ZM125 179V177L123 178V181H122V179L120 180V182L118 181H116L117 183L116 184H119V186H121V191H118V189H120V187L118 186L117 187V185L115 184V183H112L114 180L112 179V181H111V183H112V185L113 186H116L118 189H117V192H119L118 193V196H120V195H125L124 194V189L122 188V184H121V182L123 183L125 180L127 181L128 179ZM139 178V177H138ZM140 178H141V176H140ZM152 178V177H151ZM189 178V177H188ZM232 178V177H231ZM230 178V179H231ZM261 178V177H260ZM48 179V180H49ZM54 179V178H53ZM90 179V178H89ZM97 178H95L94 180H96ZM125 179V180H124ZM198 179H199V177H198ZM202 179V178H201ZM207 179V178H206ZM213 179V178H212ZM227 179V178H226ZM46 180V179H45ZM59 180L61 181V179L59 178ZM59 180H57V182L59 181ZM64 180H62V181H64ZM86 180H88V178L86 179ZM86 180H83L84 182L86 181ZM94 180H90L89 181V183L88 184H90V182H91V186L93 187V185H95L96 184V181H95V184H93L92 183V181H94ZM98 180V179H97ZM133 180V179H132ZM134 180H135V178H134ZM153 180V179H152ZM151 180V181H152ZM186 180H188V179H186ZM190 180V182H191V184H192V182L193 181H191V179H189ZM202 180H204L203 181V183L205 182L206 183V181H205V179H202ZM251 180H252V178H251ZM250 180V181H251ZM52 182H53V180H51ZM60 181H59V184H54V185H50L49 183H47V184H49V186H50V188L53 186L54 188H55V186L57 185V189H60V187L58 186V185H60ZM80 181V180H79ZM126 181H125V183H126ZM138 181V180H137ZM196 181V180H195ZM231 181V180H230ZM229 181V182H230ZM238 181V180H237ZM56 182V181H55ZM65 182V181H64ZM115 182V181H114ZM228 182V183H229ZM231 182H233V181H231ZM51 183V182H50ZM124 183V184H125ZM128 183V182H127ZM140 183V182H139ZM202 183V184H203ZM205 183H204V185H205ZM227 183V184H228ZM234 183V182H233ZM245 183V182H244ZM255 183H257V182H255ZM52 184V183H51ZM99 183H97V185H98ZM137 184V183H136ZM151 184H152V182H151ZM151 184H150V189H149V187H147V191L145 192V194L149 191V190H152V188H151ZM153 184H154V182H153ZM213 184H214V182H213ZM235 184V183H234ZM238 184H239V182H238ZM249 184H250V182H249ZM43 185V184H42ZM78 185H77V187H78ZM83 185H85L86 186V188H87V186L88 185H86V184H84L83 183ZM105 185V184H104ZM131 185H132V183H131ZM194 185V184H193ZM199 185V184H198ZM198 185H196L197 187H198ZM203 185V186H204ZM212 185V184H211ZM63 186H65L64 184H63ZM75 186V185H74ZM84 186V187H85ZM103 186V185H102ZM108 186V184L106 183V187ZM124 186V185H123ZM140 186H141V184H140ZM149 186V185H148ZM69 188H71L70 186H68ZM84 187L81 189V190H84ZM94 187H96V186H94ZM109 187L110 186H108V190H109ZM115 187V188H116ZM125 187V186H124ZM142 188H143V186H141ZM205 187V186H204ZM236 187V186H235ZM69 188H67V186H66V188H65V190L66 189H68L69 190ZM79 188V190L78 189H74V190H78V192L77 191H75V193H74V197H75V195L77 196L76 197V199L78 200L79 198L81 199V201L83 200V201H85L84 200V198H82L83 196H81V195H83V194H81L79 191H80V187H78ZM85 188V190H86V192L85 193H87L88 191V189L90 190L91 188H90V185L88 186V188L86 189ZM98 188H100V187H98ZM97 187H96V189H98ZM105 188V187H104ZM135 188V187H134ZM146 188V187H145ZM196 188V187H195ZM194 188V189H195ZM209 188V187H208ZM237 188V187H236ZM238 188H239V185H238ZM45 188H43V190H44ZM46 189H47V187H46ZM53 189V188H52ZM51 189V190H52ZM62 189V188H61ZM96 189H94V190H96ZM110 189L111 190H113L111 187H110ZM144 189V188H143ZM192 189H193V187H192ZM199 189V188H198ZM198 189H196V190H198ZM73 190V191H74ZM99 190V189H98ZM101 190H103V189H101ZM110 190V191H111ZM237 190V189H236ZM47 191H50V190H48L47 189ZM61 191H63L64 192V189H62ZM67 191V190H66ZM71 191V190H70ZM104 191V190H103ZM114 191V190H113ZM137 191H138V189H137ZM182 191H184V190H182ZM204 191H206V190H204ZM220 191V190H219ZM227 191V190H226ZM239 191L240 190H238V191H233L234 193L235 192H237V194L239 195L240 193H239ZM44 192V191H43ZM55 192V191H54ZM77 192V193H76ZM90 192H92V190H90ZM96 192H98V191H96ZM121 192H122V194H121ZM195 192V195H196V191H194ZM233 192H231V194H233V196L234 197H232V199H234V198H237V197H235V195H234V193ZM45 193L46 194H49L48 192H46L45 191ZM57 193V192H56ZM68 192H66V194H67ZM73 193V192H72ZM101 193H103L102 191H101ZM111 193H112V191H111ZM133 193V192H132ZM138 193V192H137ZM159 193H161V192H159ZM199 193V192H198ZM209 193V192H208ZM214 193V192H213ZM242 193V192H241ZM254 193V192H253ZM51 194V193H50ZM60 194V193H59ZM59 194H57L58 195V197H57V199H58V201H60L61 200V197H60V200H59ZM88 194V193H87ZM86 194V195H87ZM129 194V193H128ZM162 194H163V192H162ZM200 194V193H199ZM206 194V193H205ZM205 194H204V196H205ZM211 194V193H210ZM222 194H224V193H222ZM228 194V193H227ZM254 194H256V193H254ZM45 195V194H44ZM79 195V196H78ZM89 195H90V193H89ZM93 195V194H92ZM104 195V194H103ZM105 195H106V197H105V199H107V201L108 200H110V201H112V199H110L109 197L110 196H112V195H114V199H118V198H116V196L117 195H115L114 193H112V195L110 194V196L108 197V194H107V192L105 193ZM104 195V196H105ZM151 196L149 193L148 194H146V197L147 196ZM155 195V194H154ZM201 195H203L202 193H201ZM208 195V194H207ZM228 195H230V194H228ZM237 195V196H238ZM41 196H43V195H41ZM54 196V195H53ZM56 196V195H55ZM60 196H62L61 194H60ZM67 196V195H66ZM65 196V197H66ZM71 196V195H70ZM135 196V195H134ZM148 196V197H149ZM165 196V195H164ZM199 197H200V195H198ZM197 196V198L196 199H198L199 197ZM212 196H214L213 194H212ZM224 196V195H223ZM222 196V197H223ZM226 196V195H225ZM225 196H224V198L223 199H225ZM230 196H232V195H230ZM47 197V196H46ZM65 197H63L62 196V205H58V206H61L60 207V209L59 210H61V212L59 211L58 213H56V218H57V216L59 217L60 216V214L59 213H61L62 215H64L66 212H68L69 210H68V208H70L71 209V207H69V205H68V208L65 206V203L66 202H63L64 201V199L63 198H65ZM72 197V196H71ZM71 197H66L67 199H69V198H71ZM88 197V196H87ZM93 197V196H92ZM113 197V196H112ZM147 197V198H148ZM155 197V196H154ZM172 197V196H171ZM215 197V196H214ZM217 197V196H216ZM221 197V196H220ZM239 197L241 198V196L239 195ZM52 199L54 198V201L56 200V197H51ZM65 198V199H66ZM95 199H96V197H94ZM109 198V199H108ZM120 198H123L122 200L124 201V196L123 197H121L120 196ZM120 198L118 199V201L120 200ZM129 199H130V197H128ZM127 198V199H128ZM139 198V197H138ZM150 198V197H149ZM163 198V197H162ZM162 198H161V200H162ZM165 198V197H164ZM167 198V197H166ZM165 198V199H166ZM181 198H183V196L181 197ZM203 198V197H202ZM201 198V199H202ZM228 198V197H227ZM245 198V197H244ZM244 198H243V200H244ZM247 198V197H246ZM50 199V198H49ZM80 199L78 200L79 201V207H81V209H82V207L84 208V206L85 205H83L82 206V204H80ZM128 199V200H129ZM137 199V198H136ZM174 199H176V198H174ZM213 199V198H212ZM217 198H215L214 200H216ZM230 199H231V197H230ZM231 199V200H232ZM242 199V198H241ZM249 199V198H248ZM72 200V199H71ZM70 200V201H71ZM74 200V199H73ZM127 200V201H128ZM152 200V199H151ZM204 200V199H203ZM207 200V199H206ZM220 200V199H219ZM238 200V199H237ZM250 200V199H249ZM252 200V199H251ZM258 200V199H257ZM58 201L56 200V202H57V204H58ZM83 201L81 202V203H83ZM114 201H116L117 203H119V204H121V202L123 203V201H120V202H118L117 200H113L112 202H114ZM130 201V200H129ZM128 201V202H129ZM156 201V200H155ZM223 200H221L220 201V203L222 202ZM229 201V200H228ZM86 202V201H85ZM106 202V201H105ZM112 202H110L109 203V201H108V204L109 205H111V207H109V208H113L112 207V205H114V203H112ZM115 202V203H116ZM154 202V201H153ZM196 202H197V200H196ZM211 202H213V200H211ZM211 202H209V200H208V202H207V205L208 206H210V203ZM226 202V201H225ZM232 202V201H231ZM51 203V202H50ZM88 203V206H89V202H87ZM112 203V204H111ZM135 203V202H134ZM152 203V202H151ZM189 203V202H188ZM213 203H215V202H213ZM217 203V202H216ZM219 203V202H218ZM235 203H236V205H235V209H236V206H237V204H239V203H237L236 202V200H235ZM246 203V202H245ZM249 203V202H248ZM64 204V205H63ZM71 204H72V202H71ZM86 204V203H85ZM203 204V203H202ZM226 204V203H225ZM229 204V203H228ZM233 204L234 203H232V205H231V207L229 206H227V204H226V206H224V207H226V208H232V206H233ZM243 204V203H242ZM255 204V203H254ZM45 205V204H44ZM53 205V204H52ZM51 205V206H52ZM67 205V204H66ZM81 205V206H80ZM105 205V204H104ZM116 205V204H115ZM121 205H123V207L122 208H120V210H119V208H117V207H115V210L117 209V210H119V211H121L122 209H123V211H121L120 212V214L121 215H123L122 217H124V203L123 204H121ZM145 205H146V203H145ZM199 205V204H198ZM218 205V204H217ZM230 205V204H229ZM244 205V204H243ZM246 205V204H245ZM259 205H260V203H259ZM51 206H50V208H51ZM56 206V205H55ZM93 206V205H92ZM118 206V205H117ZM166 207H167V205H165ZM240 206H242V205H240ZM47 207V206H46ZM57 207V206H56ZM63 207H65V209H66V211H65V209L63 208ZM76 207V206H75ZM94 207V206H93ZM102 207V206H101ZM104 207V206H103ZM146 207H147V205L144 207L145 209H146ZM197 207H199V206H197ZM197 207H196V209H197ZM204 207V206H203ZM215 207H216V205H215ZM220 207H221V205H220ZM219 207V208H220ZM223 207V206H222ZM221 207V208H222ZM141 208V207H140ZM149 208H150V205H149ZM189 208H191V207H189ZM206 208V207H205ZM214 208V207H213ZM54 209V208H53ZM64 209V210H63ZM80 209V210H81ZM87 209V208H86ZM86 209H84V210H86ZM114 209V208H113ZM130 209V208H129ZM176 209V208H175ZM225 209V208H224ZM233 209L235 212L234 213H236V210H238V212H239V209L240 208H238V209ZM244 209V208H243ZM52 210V209H51ZM68 210V211H67ZM80 210H79V212H80ZM99 210H101V208L99 207ZM110 210V209H109ZM112 210V209H111ZM147 210V212H146V214H148L149 212V210H148V208L146 209ZM145 210V211H146ZM174 210V209H173ZM177 210V209H176ZM180 210H181V208H180ZM200 211L201 209H197V211ZM205 210V209H204ZM208 210V209H207ZM221 210V209H220ZM229 210H231V212H232V209H229ZM47 211V210H46ZM45 211V213L48 215V213ZM54 210H52V212H53ZM57 211H58V209H57ZM63 211H65V213L63 214ZM72 213L74 212V211H72V209L70 210ZM70 211H69V213H66L65 215H69L70 214ZM102 211V210H101ZM137 211H138V209H137ZM161 211V210H160ZM183 211V210H182ZM190 211V210H189ZM196 211V212H197ZM206 211V210H205ZM227 211H228V209H227ZM55 212H56V210H55ZM76 212H78V211H76ZM85 213L87 212V211H84ZM122 212H123V214H122ZM132 212V211H131ZM173 212V211H172ZM178 212V211H177ZM176 212V213H177ZM181 212V211H180ZM192 212V211H191ZM201 212H202V210H201ZM204 212V211H203ZM198 213V219L200 220V222L198 223V224H200L202 221V219H204V218H206V217H204V218H202L203 217V214L205 213L206 214V212H204V213ZM211 212H212V210H211ZM230 212V211H229ZM237 212V213H238ZM43 213H44V211H43ZM89 212H87L86 213V216L87 215H90V213L88 214ZM139 213H140V211H139ZM166 213V212H165ZM169 213H171V212H169ZM187 213H189L188 212V208H187ZM196 213V214H197ZM213 213H214V211H213ZM220 213V212H219ZM223 213V212H222ZM226 213V212H225ZM228 213V212H227ZM249 213V212H248ZM264 213V207H261V209L257 212V213H255L254 215H253V218H252V221H254L252 224L253 225H255V224H257L256 226L258 227V231L259 232H261V233H264V221L263 222H260L259 221V219H261V220H263L264 219V216L262 215ZM59 214V215H58ZM76 215V213H73V215ZM79 214V213H78ZM94 214V213H93ZM102 214V213H101ZM113 214V213H112ZM125 214H126V211H125ZM146 214H144V216H145V218L147 217V215ZM150 214V213H149ZM164 214V213H163ZM183 214V213H182ZM218 214V213H217ZM231 214V213H230ZM250 214V213H249ZM252 214V213H251ZM46 215V218L48 217V216H50V215H48L47 216ZM62 215H61V217L60 218H62ZM65 215H64V217H65ZM95 215V214H94ZM97 215V214H96ZM95 215V216H96ZM130 215H133V214H130ZM142 215H143V213H142ZM176 215V214H175ZM181 215V214H180ZM179 215V216H180ZM208 215V214H207ZM210 215H212V214H210ZM228 215V214H227ZM232 215V214H231ZM230 215V216H231ZM117 216H118V214H117ZM149 216V215H148ZM165 215H163V217H164ZM166 216H167V214H166ZM197 216V215H196ZM233 216V215H232ZM231 216V222L232 221H235V220H238L239 219V215H237V217H236V214L234 215L235 216V218H233ZM246 217H248L247 215H245ZM55 217V216H54ZM62 218V220H61V222H62V226H64V227H62L61 226V222H60V224L58 223L57 225V227H55V237H62L61 235L63 234V232L61 231V232H59V229H61L62 230V228H64V230L63 231H65V228L67 227L66 225H67V223H66V225H65V222H64V220H66L65 218ZM76 217V216H75ZM80 218L79 219H81V216H79ZM89 216H87V218H88ZM92 219V221H93V219L95 218H93V216H90ZM89 217V218H90ZM133 217V216H132ZM131 217V218H132ZM55 218V219H56ZM98 218V217H97ZM118 218H121V217H117V218H114V222L118 219ZM126 218V217H125ZM123 219L124 221L126 220V219ZM179 218V217H178ZM202 218V219H201ZM210 218V217H209ZM208 218V219H209ZM212 218V217H211ZM228 218V217H227ZM48 219V218H47ZM47 219H46V221H47ZM58 219V218H57ZM55 220V221H58V220ZM76 219V218H75ZM82 219H83V217H82ZM101 219H103L102 217H101ZM116 219V220H115ZM135 219V218H134ZM137 219V218H136ZM141 219V218H140ZM144 219V218H143ZM147 219V218H146ZM174 219V218H173ZM225 219V218H224ZM234 219V220H233ZM257 219H258V222H259V224L258 223H256V221H257ZM50 220V219H49ZM51 220H52V217H51ZM68 220V219H67ZM90 220V221H91ZM106 220H107V218H106ZM106 220L104 221V223L106 222ZM123 220H120L121 222L123 221ZM176 221H177V218L175 219ZM211 220H213V219H211ZM210 220V221H211ZM69 221V220H68ZM76 221V220H75ZM81 221V220H80ZM85 221H88V220H85ZM84 221V222H85ZM99 221V220H98ZM117 221H119V219L117 220ZM124 221H123V223H124ZM145 220H143L142 222H144ZM172 221V220H171ZM171 221H170V223H171ZM245 221V220H244ZM48 222V221H47ZM108 222V221H107ZM134 222V221H133ZM178 222V221H177ZM203 222H204V220H203ZM202 222V223H203ZM209 222V221H208ZM236 222H239V221H236ZM54 223V222H53ZM64 223V224H63ZM89 223L90 222H88V225H89ZM110 223V222H109ZM116 223L117 222H115V225H116ZM201 223V224H202ZM206 223V222H205ZM210 223V222H209ZM246 223V222H245ZM55 224V223H54ZM68 224H69V222H68ZM91 224H93V223H91ZM100 224H101V221H100ZM105 224H107V223H105ZM125 224V223H124ZM124 224H122V226H124ZM165 224V223H164ZM172 224V223H171ZM177 224V223H176ZM176 224H175V226H176ZM208 224V223H207ZM211 224H213L212 223V221H211ZM224 224V223H223ZM233 224H234V222H233ZM247 225L249 224L248 222L246 223ZM50 225H52V224H50ZM49 225V226H50ZM61 227H60V226ZM70 225V224H69ZM68 225V226H69ZM85 225H87V224H85ZM94 225V224H93ZM92 225V226H93ZM127 225V224H126ZM126 225L123 227V228H125L126 227ZM197 225V224H196ZM209 225V224H208ZM207 225V226H208ZM240 222H239V228H240ZM56 226V225H55ZM73 226L74 225H72V228L71 229H73ZM118 226H120L119 225V223H118ZM198 226H200V225H198ZM202 226V225H201ZM199 227V229L200 228H202V227ZM205 226V225H204ZM214 226V225H213ZM58 227H59V229H58ZM94 227V226H93ZM108 227V226H107ZM110 227V226H109ZM139 227V226H138ZM172 227V226H171ZM219 227V226H218ZM238 227V226H237ZM57 228V229H56ZM90 228V227H89ZM99 228V227H98ZM115 228V227H114ZM122 227H120V230H118V231H120V233H121V229H123ZM127 228V227H126ZM174 228V227H173ZM176 228V227H175ZM204 228H206V226L204 227ZM210 228H211V226H210ZM234 228V227H233ZM242 228V227H241ZM240 228V229H241ZM248 228V227H247ZM67 229V228H66ZM137 229V228H136ZM198 229V228H197ZM239 229V230H240ZM243 229V228H242ZM242 229H241V233L243 232L242 231ZM249 229H251V228H249ZM47 230V229H46ZM50 230L51 229H49V232H50ZM57 230V231H56ZM78 230H80V232L82 231L81 229H79V227H78ZM88 230V229H87ZM86 230V231H87ZM100 230L102 231V233H104L103 232V228L102 227H100ZM107 230H109L110 232L111 231H113V229L112 230H110V228L109 229H107ZM129 229H127V231H128ZM207 230H208V227H207ZM211 230H213V229H211ZM235 230V229H234ZM253 230V229H252ZM68 231H71V230H69V227H68ZM67 231V232H68ZM117 231V230H116ZM126 231V232H127ZM203 231V230H202ZM249 231V230H248ZM254 231V230H253ZM257 231V232H258ZM52 232H53V230H52ZM83 232V231H82ZM85 232V231H84ZM90 232V231H89ZM109 232V233H110ZM129 232H132V231H130L129 230ZM136 232H138L137 230H136ZM152 232H153V230H152ZM171 232H173V231H170V233ZM198 233H200V234H203L204 232L205 233H208V231L206 232V231H204L203 233H201L200 232V230L199 231H197ZM229 232V231H228ZM238 232V231H237ZM245 232V231H244ZM258 232V233H259ZM42 233V232H41ZM51 233V232H50ZM65 233H66V231H65ZM64 233V234H65ZM86 233H88V231L86 232ZM96 233V232H95ZM94 233V234H95ZM111 233H113L114 234V232H111ZM117 234H119L118 232H116ZM166 233V232H165ZM174 233H176V231L174 232ZM197 233V234H198ZM210 233V232H209ZM234 233L235 234H237L235 231H234ZM246 233V232H245ZM245 233H243V234H245ZM248 233V232H247ZM255 233V232H254ZM59 234H60V236H59ZM63 234V235H64ZM77 234V233H76ZM79 234V233H78ZM116 234V235H117ZM122 234V233H121ZM121 234H119V236L118 237H120V235ZM136 234V233H135ZM153 234V233H152ZM161 234V233H160ZM242 234V235H243ZM256 234L257 233H255V237H256ZM43 235H44V233H43ZM57 235V236H56ZM69 235H70V233H69ZM90 235H92V234H90ZM102 235V234H101ZM112 235V234H111ZM128 235H131V233H128ZM137 235V234H136ZM149 235L150 236H152L150 233H149ZM190 235H192L191 233H190ZM208 235V234H207ZM218 235V234H217ZM259 235V234H258ZM53 236H54V234H53ZM65 236H67V234H65ZM72 236V235H71ZM75 236V235H74ZM77 236V235H76ZM75 236V237H76ZM85 237H87L88 235H84ZM109 236H110V234H109ZM122 236V235H121ZM127 236V235H126ZM163 236V235H162ZM169 236V235H168ZM171 236V235H170ZM176 236H178V235H176ZM203 236H205L206 238H208L206 235H203ZM211 236V235H210ZM239 236V235H238ZM246 236H248V234L247 235H245V237ZM54 237V238H55ZM69 237V236H68ZM81 237V236H80ZM84 237V238H85ZM91 237H93V235L91 236ZM95 237H96V235H95ZM105 237V236H104ZM113 237V236H112ZM112 237H111V239H112ZM124 237V239H125V236H122V238ZM133 237H134V235H133ZM136 237V236H135ZM160 237V236H159ZM179 237H181V236H179ZM178 237V238H179ZM198 237H200L199 235H198ZM232 237H234L233 238V240H234V244H235V240H236V237L237 236H233L232 235ZM231 237V238H232ZM240 237H241V234H240ZM240 237H237L238 239L240 238ZM243 237H244V235H243ZM243 237H241V238H243ZM243 238V239H241V243H240V245H243L244 244V242H245V246L244 247H247L246 248V254H244L243 252H241L242 250H241V246H240V248H239V252L240 253H243V258L241 259V257H240V259L242 260V261H240V264H241V262H243V260H245V257L246 256H248V253H250V252H252V256L253 257H257V256H254L253 255V253H254V247L252 248V247H250V249L248 248V246H250V244H252L251 242H249V241H247L246 240V238ZM63 238H64V236H63ZM97 238V237H96ZM114 238V237H113ZM127 238V237H126ZM130 238V237H129ZM129 238H128V241H130L129 240ZM137 240H139V237H138V235H137ZM167 238V237H166ZM211 238H213V237H211ZM263 238V237H262ZM56 239V238H55ZM59 239V238H58ZM58 239H57V242H58ZM86 239V238H85ZM118 239V238H117ZM162 239V238H161ZM180 239V238H179ZM209 239V238H208ZM207 239V240H208ZM238 239L236 240V243H238L239 241H238ZM246 240V241H242V240ZM249 239V238H248ZM76 240V239H75ZM81 240V239H80ZM120 240V239H119ZM136 240V241H137ZM158 240V239H157ZM164 240V239H163ZM166 240V239H165ZM164 240V241H165ZM219 240V239H218ZM229 240V239H228ZM240 240V239H239ZM250 240V239H249ZM252 240V239H251ZM250 240V241H251ZM61 241H63V240H61ZM60 241V242H61ZM77 241V240H76ZM82 241V240H81ZM81 241H77V242H79L78 244L80 245V242ZM135 241V242H136ZM181 241V240H180ZM206 241V240H205ZM47 242V241H46ZM64 242V241H63ZM72 242H74V241H72ZM124 242H125V240H124ZM123 242V243H124ZM134 242V241H133ZM134 242V243H135ZM139 242H140V240H139ZM210 242H212V241H210ZM214 242V241H213ZM212 242V243H213ZM248 242V243H247ZM253 242V241H252ZM55 244H56V242H54ZM59 243V242H58ZM57 243V244H58ZM122 243V245H124ZM130 243V242H129ZM128 243V244H129ZM134 243H131V245L133 246V244ZM208 243V242H207ZM243 243V244H242ZM46 244H48V243H46ZM57 244H56V247L55 248H58L57 247ZM62 245H63V243H61ZM70 244H72V243H70ZM76 244V243H75ZM81 244L83 245V243L81 242ZM85 244V243H84ZM86 244H90V243H86ZM115 244V243H114ZM142 244V243H141ZM180 244V243H179ZM192 244V243H191ZM204 244L207 246V244L204 242ZM211 244V243H210ZM248 246H247V245ZM49 245V244H48ZM68 245V244H67ZM74 245V244H73ZM72 245V246H73ZM82 245H80V247L82 246ZM113 245V244H112ZM177 245H178V243H177ZM177 245H176V247H177ZM204 245V246H205ZM78 246V245H77ZM90 246V245H89ZM140 247H141V245H139ZM191 246V245H190ZM205 246V247H206ZM209 246H211V245H209ZM208 246V247H209ZM213 246V245H212ZM252 246V245H251ZM44 247V246H43ZM53 247L54 246H52V250H51V254H53L52 252H54L53 250L55 249H53ZM61 247V246H60ZM69 247V246H68ZM79 247V248H80ZM84 249H83V251L86 249L85 247H84V245L82 246ZM81 247V248H82ZM135 247H137V246H135ZM139 247V251H138V253L139 252H143V249L141 250V248L142 247H144L143 246V244H142V247L140 248ZM204 247V248H205ZM233 247V246H232ZM243 247V246H242ZM45 248V247H44ZM49 248H50V246H49ZM78 248V249H79ZM180 248V247H179ZM203 248V249H204ZM235 248H238V247H236L235 246ZM234 248V251H232L225 259V262L223 261V259L221 258V257H219L218 255H217V259L216 258H214V257H212V260H213V258H214V260L216 259L218 262H220L219 260H218V258H220V259H222V261H223V263H225V264H232V263H230L231 261H232V259H235V258H237L236 256H238V255H240V253L238 252V250L237 249H235ZM251 248H252V251H250L251 250ZM73 249V248H72ZM72 249H70V250H72ZM77 249V248H76ZM77 249V250H78ZM124 250H125V248H123ZM148 249H151V250H154V248L152 249L151 247L150 248H146V249H144V251L145 250H147L148 251ZM206 249V248H205ZM204 249V250H205ZM59 250V249H58ZM57 250V251H58ZM187 250H189V248L187 249ZM247 250H249L250 252H248L247 253ZM48 251V250H47ZM49 251H50V249H49ZM61 251H62V249H61ZM67 251V250H66ZM80 251V250H79ZM81 251H82V249H81ZM136 251V250H135ZM229 252L231 251L230 249L228 250ZM46 252V251H45ZM59 253H60V256H61V252H60V250L58 251ZM150 252V251H149ZM189 252H190V250H189ZM207 252V251H206ZM58 253V254H59ZM71 253V252H70ZM124 253H126V252H124ZM151 253H153L152 251H151ZM204 253V252H203ZM208 254H209V256H210V258H211V254H213L214 252H212L211 253V251L210 252H207ZM49 254V253H48ZM83 254V253H82ZM140 254H142V253H140ZM184 255L186 254V251H185V253H183ZM188 254H190V253H188ZM255 254V253H254ZM50 255V254H49ZM48 255V256H49ZM63 255V254H62ZM203 255V254H202ZM207 255V254H206ZM250 255H251V253H250ZM28 256V255H27ZM34 256V255H33ZM189 256V255H188ZM205 256V255H204ZM224 256V255H223ZM29 257V256H28ZM50 257V256H49ZM49 257H47L48 259H49ZM51 257L53 258L54 256H52L51 255ZM58 257H59V255H58ZM185 257V256H184ZM183 257V258H184ZM206 257V256H205ZM46 258V257H45ZM46 258V259H47ZM51 258V259H52ZM186 258V257H185ZM202 258H204V257H202ZM208 258V257H207ZM5 259V258H4ZM29 259V258H28ZM30 259H31V257H30ZM47 259V261H50L51 262V260L49 259L48 260ZM60 259H61V257H60ZM182 259V258H181ZM194 259V258H193ZM205 259V258H204ZM15 260V259H14ZM55 259H53V261H54ZM205 260H207V259H205ZM210 260V259H209ZM247 261H248V259H246ZM245 260V261H246ZM252 260V259H251ZM7 261V260H6ZM52 261V263H48V264H56L57 262L58 263H60L59 261H58V259L56 260V262L54 263ZM197 261V260H196ZM216 261V262H217ZM236 261V260H235ZM244 261V262H245ZM246 261V262H247ZM4 262V261H3ZM210 262H211V260H210ZM215 262V261H214ZM243 263V264H248V262L247 263ZM253 262H254V260H253ZM63 263H64V261H63ZM205 263H206V261H205ZM209 263V262H208ZM235 264H237L236 262H234ZM239 263V262H238ZM42 264V263H41ZM65 264V263H64ZM179 264V263H178ZM181 264H182V262H181ZM198 264H200V263H198Z\"/></svg>",
  "mask_w": 264,
  "mask_h": 264
}]
</instances>
